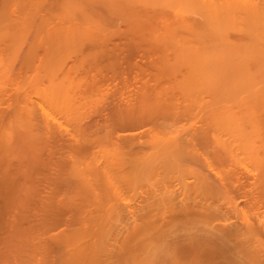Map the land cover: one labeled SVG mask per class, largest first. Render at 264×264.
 I'll return each mask as SVG.
<instances>
[{
  "label": "bare ground",
  "instance_id": "6f19581e",
  "mask_svg": "<svg viewBox=\"0 0 264 264\" xmlns=\"http://www.w3.org/2000/svg\"><path fill=\"white\" fill-rule=\"evenodd\" d=\"M5 1V0H3ZM33 1V0H32ZM2 2V1H0ZM9 2V1H8ZM14 2V1H13ZM12 2V3H13ZM47 2V1H46ZM57 2L58 4V1H55ZM62 2V0H61ZM67 2V0H66ZM4 3V2H3ZM10 3V4H12ZM63 3V2H62ZM65 3V2H64ZM6 4V2H5ZM10 4H8L10 6ZM34 4V3H33ZM49 4V2H48ZM51 4V3H50ZM55 4V3H54ZM69 4V5H68ZM4 5V4H3ZM15 5V4H14ZM18 5V4H17ZM65 5V6H64ZM64 5L61 4V6H63L64 8H62L63 12H62V16H58V17H61V21L63 20V16L65 17L64 19H68V20H74L76 19L77 21H79V19L82 21L85 20V22H83L82 24L86 23V21H88V24L90 22L93 23L91 25H89V28H92V26L94 24H98V27L97 24L94 25V27L92 29H89L88 30V25H85L86 26V29H84V27H82V25L80 26L84 31H86L87 33H90V31L94 29V31H97L96 28H101L99 30V32H104L105 29H102L104 28L105 24H102L101 23V20H103L104 18H101L100 19V14L99 16H97V12H94L93 10V7L94 5H99V6H102L105 10V12L107 13V17H114V16H122L123 18L126 19L127 17V20L130 19V21L133 22L132 19L134 20H138L137 23L141 25L142 22H149V23H152V22H160L162 25H161V32L158 33L160 38H163L164 41H162L163 43H165L164 45H166L168 48L167 50H165L166 48H162V50L164 49L165 50V54L166 51H170L168 54H171L172 56H170L172 59H169L171 60V63H173L174 61L176 62L175 64H177V66L174 64H171L169 65L167 63V65H169V67L172 69H175L177 67V69H175V71H173L175 73V75L177 74L178 75V72H179V79H177V75L175 76L177 81L174 80V82H176L175 84L179 85H175L177 86L178 90L180 93L185 92L186 91V94H188V97L189 94H194V96L192 95L193 98H188L185 94H181L183 96V98L187 99L188 102H186L188 105L186 106H189V108L191 107L190 106V103H194V104H197L198 101L199 102V106L197 105H193L192 104V108L196 107V109L198 107L201 108L200 109H197V110H200L204 113H202L201 115L204 116L202 117V119L208 124H206L203 120V126L202 123H198V125H200V128H203L205 127V125L208 127V128H205L204 131H202V129H196L195 127L193 126H190L189 125H193L192 123L188 124L186 126V129L189 131L191 130V132L195 129V131L192 132V134H195L197 135V140L195 141L194 138L191 140V138L189 136H192L191 135V132L190 133H186L187 131L185 130V132H177L175 133L174 135H172L171 133L169 132H165V129H160V131L158 130H151L152 132H148V133H153L154 134L148 139L149 140H144V142H141L139 143L140 144H144V148L141 147L140 145V148L142 149H147L148 148V151H145L142 152L141 154L139 153H133V157L132 155L129 156V160H131V162L129 163V165H133L131 166V169L134 168L135 169V172L134 173H138L140 172V174H142V170L144 171V174L146 176L147 172H149V178H154L152 180H155V176L153 177V175L158 172L161 174V182H165V180L162 181V177L164 176L163 179H166V177H170V182L169 184L163 186V187H160L158 184V188H157V185H156V188H154L152 185L154 184V181H153V184L152 183V180L149 179L148 180V183L152 186L153 190H150L152 189L151 186L149 187L150 191L149 192H144L142 195L138 193H136V184L139 182L137 181V183H135V189L133 191H130V194H128L125 190L126 188L129 186V184L127 185L126 184V188H124V193L121 192V190H123V185L126 183L123 177V183L121 184L122 186V189L119 185H117L116 181L117 179L113 178L115 177L116 175L114 174L115 171L113 169H115L117 166L114 167V165H120L122 163V166H124V163H125V158H127L129 155V150H127L128 152L126 151H123V148H125L126 150V147L129 146L130 144L128 139H131L132 141V135L130 137H125V136H128L127 134H124L122 136H119L118 138H115L113 139V141H111V138L109 139L111 142V146L115 148H110L109 146V142H106V140L108 139H105V142L108 144L107 147L109 146L108 148V153L109 155L106 153V156L108 155L109 158L111 159L112 157L110 156V153L112 156H115L117 157V161L118 160H121L122 157H124V153L125 152V156L123 158L122 161L118 162L117 164V161L116 163H112L113 164V169L110 171L109 168L111 169V166L112 165H109L108 166V163L107 165L104 167V163H102L100 165V163H96L98 161H95V159H93L94 164L93 166H95L96 164H99L100 165V168L99 166L98 167H94L92 166V164L90 165L91 167L87 168V165H86V169L89 170V172H87L86 174L84 173V170L82 171L81 169L79 170L80 166L83 165L80 163H78V167H74L77 169V171L79 170L80 173H84L83 176H85L87 179L88 176L90 178V175L89 173L91 174L92 172H95V170L97 169V171L95 173H92L97 179V181H99V179H105V181L101 180L100 179V183H103L102 185H97L96 186H92L94 183H98V182H90L91 184H89V179L88 178V182L87 180L84 181L85 179L82 180V178H84L82 175L80 177H82L81 179L79 178V172H77L76 176L78 175V178H77V182L78 181L80 182L79 185H81V183L83 184L82 186H77L76 188L78 189H83L82 191V194L81 190H75L77 191L76 193L78 194H72V199H69V196L70 194L68 195L69 193V190H67V193H65L66 195H68L67 199L64 201V199L61 201L63 203L64 201V205H68V202L71 203L69 205V207H72V211L74 213H72V217L73 219H69V220H72L74 221L73 223V229H70L69 230V233L68 231H66V233H62L63 230L60 232L62 234L63 237H64V241L63 239H60L63 241L62 246L61 247V250L63 249V251H61L60 249L57 250L58 247H56V251L55 253H60V252H57V251H61V255H58L59 256V259L61 260V257L63 256L64 260H65V263H66V260L69 259L68 261V264H210V263H207V262H211L213 261L212 259L214 258L212 255L214 254L215 256L217 255V257L219 256H223L222 258H226L225 261L224 260H216L217 263L218 261H220V264L226 262L228 263V261H231L232 264H243V263H239L237 260H235L234 258H232V255L236 257V254L239 255H242V257L240 258L241 260L243 259L244 257V261L246 264H264V0H74V2H72L71 0L68 1V3H65ZM5 6V5H4ZM37 6V4H36ZM51 6V5H50ZM49 6V7H50ZM2 9L4 7L0 6ZM13 7V6H12ZM48 7V8H49ZM17 8V7H16ZM19 9V8H18ZM36 9V8H35ZM50 9V8H49ZM10 10V9H9ZM24 10V9H23ZM30 10V9H29ZM28 11V10H27ZM37 11V10H36ZM43 11H45V9H43ZM50 11L47 9V12ZM60 11V9H59ZM1 13L4 12L3 10L0 11ZM7 12V11H6ZM11 12V11H10ZM9 12V13H10ZM34 13V11H32ZM53 12V11H52ZM52 12L50 13V16L52 14ZM55 12V11H54ZM53 12V15H55ZM104 12V11H103ZM19 13V12H18ZM21 13V12H20ZM27 14V13H26ZM49 14V13H48ZM57 14V12H56ZM61 14V13H59ZM58 14V15H59ZM65 14V15H63ZM103 14V13H102ZM1 15H4V17L2 19L5 18V15L6 14H1ZM21 15V14H20ZM9 16V15H8ZM27 16V15H26ZM29 16V15H28ZM37 16V15H36ZM42 17H44L43 15H41ZM47 16V15H46ZM57 16V15H56ZM55 16V18H57ZM96 16L98 17V19H96ZM116 16V17H117ZM126 16V17H125ZM25 17V16H24ZM48 17V16H47ZM52 17V16H51ZM105 17V18H107ZM8 18V17H6ZM26 18V17H25ZM41 18V17H40ZM53 18V17H52ZM93 18H95L94 20L96 21V23H94V21H91L93 20ZM122 18V19H123ZM23 19V18H22ZM47 19V18H46ZM45 19V20H46ZM91 19V20H90ZM116 19V18H115ZM114 19V20H115ZM125 19L123 21H125ZM28 20V19H27ZM40 20V19H39ZM56 20V19H55ZM59 20V18L57 19ZM56 20V21H57ZM90 20V21H89ZM2 20H0L1 22ZM23 21V20H22ZM43 21V20H42ZM48 21V20H47ZM51 20H49L50 22ZM53 21V20H52ZM60 21V20H59ZM64 21V20H63ZM75 21V20H74ZM99 21L101 23V25H99ZM107 21V20H105ZM105 21H103V23H106ZM123 21H121L123 23ZM141 23H140V22ZM151 21V22H150ZM4 22V21H3ZM45 22V21H44ZM43 24H47L44 23ZM55 22V21H54ZM111 22V21H109ZM118 22V21H117ZM127 22V21H126ZM146 22V23H147ZM24 23V22H23ZM41 23V22H40ZM66 23V22H65ZM70 23V22H69ZM78 23V22H77ZM81 23V22H80ZM115 23V22H114ZM119 23V22H118ZM128 23H130L128 21ZM145 25H148L146 24ZM53 24V22H52ZM51 23L49 25H52ZM57 24V25H56ZM54 25L58 27V23H56ZM62 24V22H61ZM67 24V23H66ZM107 24V23H106ZM131 24V23H130ZM137 24V25H138ZM143 24V23H142ZM69 25V24H68ZM67 25V27H68ZM79 25V23H78ZM111 25V24H110ZM125 25V24H124ZM133 25V23L131 24ZM136 25V22H134V25H133V28L134 26ZM22 26V25H21ZM36 26V25H35ZM38 26V24H37ZM36 26V27H37ZM42 26V24H41ZM46 26V25H45ZM48 26V25H47ZM55 26V27H56ZM63 28V25H61ZM66 25H64L65 27ZM73 26H76V25H71V27ZM100 26V27H99ZM112 26L114 27V24H112ZM117 26V25H116ZM115 26V27H116ZM123 26V25H121ZM120 26V27H121ZM139 26V25H138ZM23 27V26H22ZM79 27V28H80ZM96 27V28H95ZM107 27V26H106ZM112 27V28H113ZM114 27V28H115ZM127 27V26H126ZM136 27V26H135ZM143 27V26H142ZM140 27V28H142ZM145 27V26H144ZM143 27V28H144ZM54 28V26H53ZM51 28V31L52 29ZM68 29L69 33H65L66 36H69L70 35V31H75V30H78L79 28L78 27H75V28H71V29ZM117 28V27H116ZM138 30L139 27H136ZM15 29V28H14ZM13 29V30H14ZM42 29V28H41ZM56 28H54L55 30ZM64 29V28H63ZM118 30L120 29L119 27L117 28ZM122 29V28H121ZM148 29V28H147ZM146 29V30H147ZM153 28H151L152 30ZM36 30V29H35ZM40 30V29H39ZM50 30V29H49ZM57 30V29H56ZM66 27H65V31H66ZM83 30H78L77 33H81L80 31H83ZM110 30V29H108ZM124 31H126L124 28L122 29ZM140 30V29H139ZM138 32H141V30ZM43 31V30H41ZM40 31V32H41ZM63 30L60 29L59 32H62ZM91 31V33H92ZM114 31V30H113ZM111 31V32H113ZM145 31V30H144ZM149 31V29L147 30ZM146 31V32H147ZM155 31V30H154ZM39 32V33H40ZM48 32V31H47ZM53 32V31H52ZM64 32V31H63ZM76 32V31H75ZM100 32V33H101ZM107 32V30L105 31ZM109 32V31H108ZM122 32V31H120ZM129 32V29L127 32L125 33H128ZM131 32H132V29H131ZM150 32V31H149ZM51 33V32H49ZM55 33V32H54ZM57 33V31H56ZM83 33V32H82ZM81 33V34H82ZM93 33H96L98 34L97 32H93ZM100 33L98 34L100 38ZM110 33V32H109ZM124 33V32H123ZM133 33V32H132ZM137 34V32H135ZM151 33V32H150ZM36 34V33H35ZM44 34H48V33H44ZM60 34V33H59ZM59 34L57 33L56 35L59 36ZM74 33H72V35L70 36H73ZM86 34V33H84ZM106 34V33H105ZM104 34V35H105ZM115 34V33H114ZM117 34V32H116ZM139 34V33H138ZM3 35V34H2ZM93 35V34H92ZM108 35V34H107ZM106 35V36H107ZM132 35V34H131ZM143 35V33L141 34ZM145 35V34H144ZM143 35V38L146 37ZM152 35V33H151ZM40 36V35H39ZM48 36V35H47ZM52 36L54 37V35L52 34ZM50 35V37H52ZM64 35L62 34L61 35V38H65L63 37ZM69 36V37H70ZM75 36V34H74ZM73 36V37H74ZM77 36V35H76ZM80 36V35H78ZM84 36V35H82ZM88 35L84 36L87 38ZM123 36V35H121ZM37 38H40L38 36H36ZM45 38L49 39V37H46L44 35ZM43 37V38H44ZM57 37V36H56ZM55 37V38H56ZM83 37V39H84ZM89 37V36H88ZM105 37V36H104ZM140 37V36H139ZM138 37V38H139ZM35 38V37H34ZM55 38H54V41H55ZM61 38H58L59 41ZM67 38V37H66ZM80 39V37H77V39ZM92 39L93 37H89L87 38L86 40L84 39V41L88 42L87 40L88 39ZM95 38V37H94ZM102 38V37H101ZM109 38H110V34H109ZM142 38V40H143ZM147 38H151L150 36ZM145 38V39H147ZM47 44L49 43V45H53L54 42H48L49 40H47ZM53 39V38H52ZM71 39V37H70ZM70 39L67 38L64 39L66 40V42L68 43V41L70 42ZM73 39V38H72ZM97 39V38H96ZM94 39V40H96ZM113 39V37H112ZM115 39V38H114ZM119 39V38H118ZM141 39V37H140ZM152 39V38H151ZM155 39V38H154ZM158 39V38H157ZM37 40V39H36ZM43 40V39H41ZM40 40V41H41ZM63 40V41H64ZM74 41L76 40V37L75 39H73ZM102 40V39H101ZM106 41L110 40V39H105ZM123 40V39H121ZM120 40V41H121ZM131 40V39H130ZM135 40V39H134ZM141 40V41H142ZM150 40V39H149ZM149 40H148V43H149ZM153 40V39H152ZM39 41V40H38ZM45 41V42H46ZM57 41V40H56ZM58 41V43H60ZM62 41V39H61ZM72 41V40H71ZM73 41V42H74ZM78 41V40H77ZM77 41H75L77 43ZM81 41V39H80ZM84 41L82 40V42L84 43ZM90 41V40H89ZM98 41V39H97ZM111 41V40H110ZM81 42V46H83V43ZM85 42V43H86ZM96 42V41H95ZM100 42V40H99ZM105 42V41H103ZM114 42V40H113ZM111 41V43H113ZM116 42V41H115ZM138 42V40L136 41ZM143 42V41H142ZM154 42V41H153ZM158 42V41H157ZM161 42V39H159V43H162ZM38 43V42H37ZM36 43V44H37ZM57 43V42H56ZM55 43V44H56ZM65 43V42H64ZM67 43H66V47H67ZM76 43L74 44L75 47L76 46ZM91 43V42H90ZM109 43V41H108ZM120 43V42H119ZM139 43V42H138ZM152 43V41H151ZM150 43V44H151ZM42 44V42H41ZM61 44V43H60ZM60 44H57V45H60ZM70 46V43H68ZM89 44V43H88ZM123 44V43H122ZM149 44V45H150ZM62 45V44H61ZM65 45V44H64ZM64 45L62 46L63 48ZM78 47L77 49L80 48V51L82 50V47L80 46V42H78ZM85 45V44H84ZM87 45V44H86ZM92 45V44H91ZM95 45V44H94ZM93 45V46H94ZM101 45V44H99ZM107 45V44H106ZM115 45V44H113ZM119 44H117L118 46ZM137 45V43L135 44ZM148 45V46H149ZM152 45V44H151ZM154 45L156 46L157 43L155 42ZM163 45V44H162ZM14 46V45H13ZM39 46V45H38ZM43 46V44H42ZM71 46H72V42H71ZM80 46V47H79ZM92 46V47H93ZM109 45H107L108 47ZM117 46L115 48H117ZM133 46V45H132ZM139 46V45H138ZM146 45V47H148ZM159 46V45H158ZM165 46V47H166ZM50 47V46H49ZM49 47H47L49 49ZM61 47V48H62ZM104 47V46H103ZM121 47V46H119ZM125 47V45H124ZM137 47V46H136ZM151 49L152 46H149ZM162 47V46H161ZM161 47L159 49H161ZM55 48H56V45H55ZM55 48L53 49L55 51ZM60 49V47H58ZM68 50H75L74 48L71 49V47H67ZM89 48V47H88ZM94 48V47H93ZM114 49H112V51H116ZM126 48V47H125ZM135 48V46H134ZM144 48V46H143ZM142 48V49H143ZM157 48V47H156ZM170 48V49H169ZM58 49V50H59ZM76 49V50H77ZM90 49V48H89ZM104 49V48H102ZM101 49V50H102ZM136 49V48H135ZM146 50V48H144ZM169 49V50H168ZM16 50V48H15ZM51 49L48 50V53L50 52ZM53 50H52V53H53ZM69 50V51H70ZM96 51L94 52L93 50H91L89 53L91 52H94L96 53L98 50L95 49ZM100 50V49H99ZM110 50V49H109ZM128 50V49H127ZM125 50V52L127 51ZM138 50V49H137ZM144 50V51H145ZM154 50V49H153ZM152 50V51H153ZM163 50V51H164ZM172 50V51H171ZM9 51V50H8ZM60 51V50H59ZM59 51L57 52L58 53V56L59 57ZM64 51V50H62ZM67 52V49H66V53H70V52ZM79 50H77V52H73V55L76 54L77 58H78V55L80 52ZM103 51V50H102ZM106 51V50H105ZM111 51V50H110ZM119 51H121L119 49ZM115 52V56H117V53L119 52ZM129 51H131L129 49ZM128 51V52H129ZM148 52V49L146 50ZM145 51V52H146ZM158 51V50H157ZM65 52V51H64ZM104 52V51H103ZM112 52V53H114ZM124 52V51H123ZM136 52V51H135ZM133 52V55L134 53ZM144 52V54H145ZM150 52V51H149ZM148 52V53H149ZM51 53V54H52ZM61 53V52H60ZM65 53V54H66ZM78 53V55H77ZM81 53V52H80ZM87 53V52H86ZM92 53V55L94 54ZM111 53V54H112ZM122 53V52H121ZM147 53V54H148ZM152 53V52H151ZM159 53V52H158ZM174 53V54H172ZM7 54V53H6ZM15 54V53H14ZM18 54V53H17ZM55 54V53H54ZM63 54V52L61 53ZM85 56L84 58H86L87 55H85V53H83ZM99 55V53H97ZM97 54H94L95 56ZM110 54V55H111ZM131 54V52H130ZM129 54V55H130ZM136 54V53H135ZM139 54V53H138ZM156 54V53H155ZM10 55V54H9ZM70 55H72L70 53ZM81 55V54H80ZM91 55V54H90ZM89 55V59H91ZM107 55V54H106ZM109 55V56H110ZM120 55V54H119ZM150 55V54H149ZM162 55V53H161ZM159 55V56H161ZM174 55V56H173ZM1 56V55H0ZM4 56V55H3ZM14 56V55H13ZM12 56V57H13ZM52 56V55H51ZM55 56V57H56ZM67 56V55H66ZM101 56V55H99ZM124 56H125V53H124ZM128 56V55H127ZM136 56V55H135ZM146 56V54H145ZM144 56V57H145ZM157 56V55H155ZM168 56V55H167ZM8 57V56H7ZM32 57V56H31ZM61 57V56H60ZM64 56H62L63 58ZM67 57H70V56H67ZM66 57V58H67ZM97 57V56H96ZM102 59H103V56H101ZM113 57H114V54H113ZM122 57V62H123V55L121 56ZM132 57V56H131ZM163 57V56H162ZM165 57V56H164ZM30 58V56H29ZM52 59H54L53 57H51ZM50 58V61H52ZM62 58H59V60ZM80 58V57H79ZM78 58V61L82 58L79 59ZM83 58V59H84ZM93 58V57H92ZM95 58V57H94ZM109 58V57H108ZM106 58V59H108ZM111 58V57H110ZM130 58V57H129ZM128 58V59H129ZM136 58V57H135ZM150 58V57H149ZM3 59V57L1 58ZM0 59V60H1ZM7 59V58H6ZM9 59H11V57H9ZM69 59V58H68ZM67 59V60H68ZM75 59V58H74ZM117 59V58H115ZM119 59V58H118ZM167 59V58H166ZM49 60V59H48ZM59 60L56 61L59 63ZM65 57H64V62H65ZM87 60V58H86ZM84 59V61H86ZM100 60V57L99 59ZM97 60V61H98ZM104 60V59H103ZM125 60V59H124ZM135 60V59H134ZM141 60V59H140ZM160 60H164L163 58H160ZM173 60V62H172ZM31 61V60H30ZM55 61V60H54ZM89 61V60H88ZM87 61V63H88ZM92 61V59H91ZM105 61V60H104ZM113 61H117V60H114ZM129 61V60H127ZM126 61V62H127ZM131 61V60H130ZM138 61V60H137ZM149 60H146V62H148ZM1 62V61H0ZM4 62V60H3ZM43 62V61H42ZM57 62H52V63H56ZM77 62V61H76ZM82 62V61H81ZM101 62V64H103V62L100 60L99 63ZM111 62V61H110ZM120 62V61H119ZM121 62V63H122ZM125 62V63H126ZM136 62V61H135ZM135 62L133 63L132 62V65H136ZM141 62V61H140ZM150 62V61H149ZM167 62H169L167 60ZM9 63V62H8ZM28 63V62H27ZM48 63V62H47ZM69 63V62H67ZM78 63V62H77ZM94 63V62H93ZM92 63V64H93ZM105 64L108 63V62H104ZM117 63V62H116ZM121 63L119 65H121ZM138 63V62H137ZM152 63V61H151ZM7 64V63H6ZM51 64V62H50ZM97 64V63H95ZM112 65H114V62L111 63ZM163 64H166V62ZM2 64H0L1 66ZM30 65V63H29ZM61 65V61H60V64L57 65V66H60ZM69 65V64H67ZM73 65V64H72ZM77 65V64H76ZM75 65V66H76ZM87 65V64H86ZM90 65V63H89ZM94 65V64H93ZM108 65V64H106ZM105 65V66H106ZM119 65H114L116 68V66H119ZM131 65V64H129ZM132 65H131V68H132ZM152 65V64H151ZM150 65V67H151ZM155 64H153L154 66ZM28 66V65H26ZM53 68L54 67V64L52 65ZM70 66V65H69ZM74 66V67H75ZM82 65L79 64V69H81ZM91 66V65H90ZM104 66V64H103ZM139 66V64H138ZM149 66V65H148ZM152 66V67H153ZM158 66V65H157ZM173 66V67H171ZM185 66V67H184ZM6 67V66H5ZM48 67H50V65H48ZM73 67V68H74ZM92 67V66H91ZM90 67V68H91ZM99 67V66H98ZM101 67V65H100ZM99 67V68H100ZM109 67V66H108ZM107 67V68H108ZM111 67V66H110ZM175 67V68H174ZM1 68V67H0ZM52 68V69H53ZM57 68V67H56ZM89 68V69H90ZM120 68V66H119ZM130 68V67H128ZM136 68V67H135ZM134 68V69H135ZM138 68V67H137ZM3 69V67H2ZM8 69L10 71V67L8 66ZM51 69V72L53 71ZM77 69V68H76ZM75 69V71H76ZM101 69H104V68H101ZM101 69H98L101 71ZM106 69V68H105ZM104 69V71H105ZM111 69H109L110 73H111ZM117 69V68H116ZM133 69V68H132ZM172 69V70H173ZM5 71H7V69H4ZM3 70V72H4ZM97 70V71H98ZM108 70V69H107ZM114 70V69H112ZM123 69H121L120 71H122ZM129 70V69H127ZM155 70V69H154ZM153 70V71H154ZM159 70V68H158ZM171 70V71H172ZM178 72H177V71ZM50 71V70H49ZM55 71V70H54ZM61 71V70H60ZM73 70V72H75ZM94 71H96L94 69ZM96 71V72H97ZM103 71V72H104ZM146 71V70H145ZM149 71V70H147ZM157 71V70H156ZM3 72H0V75L3 73ZM8 72V71H7ZM77 72V71H76ZM114 72V71H113ZM117 72V71H116ZM119 72V71H118ZM144 72V71H143ZM150 72V71H149ZM147 72V73H149ZM31 73V72H30ZM69 73V72H68ZM86 73V72H85ZM105 73H108L105 71ZM115 73V72H114ZM122 73V72H121ZM132 73V72H131ZM129 73V74H131ZM135 73V71H134ZM151 73V72H150ZM163 73H166L163 72ZM7 74V73H6ZM32 74V73H31ZM52 74V73H51ZM75 74V73H74ZM87 74V73H86ZM90 74V73H89ZM94 74V73H93ZM99 74V73H98ZM109 74V73H108ZM106 74V75H108ZM116 74V73H115ZM146 74V73H145ZM170 74V72H169ZM168 74V75H169ZM3 75L5 76V74L3 73ZM28 75V74H27ZM33 75V74H32ZM82 75V74H81ZM96 75V74H95ZM103 75V74H102ZM117 75V74H116ZM153 74H151L152 76ZM4 76H2L4 78ZM8 76V79L10 77V75H6ZM5 76L4 79H6L7 77ZM30 76V75H29ZM78 76V75H77ZM90 76V75H89ZM115 76V75H114ZM137 76V75H136ZM161 76V75H160ZM2 77L0 76L1 80H2ZM118 77V76H117ZM116 77V79H117ZM139 77V76H138ZM147 77V76H146ZM158 77V76H157ZM174 75H173V78L175 79ZM34 78V77H33ZM64 77H62V80H63ZM77 78V77H76ZM86 78V77H85ZM91 78V77H89ZM108 78V77H107ZM120 78V77H119ZM31 79V78H30ZM29 79V80H30ZM57 79V78H56ZM93 79V78H92ZM91 79V80H92ZM97 79V78H96ZM111 79V78H110ZM152 79V78H151ZM163 79V78H162ZM23 80V79H22ZM41 80V79H40ZM60 80V79H59ZM61 80V81H62ZM90 80V81H91ZM136 80V79H135ZM140 80V79H139ZM159 80V79H158ZM5 81V80H4ZM16 81V80H15ZM64 81V80H63ZM82 81V80H81ZM84 81V80H83ZM142 81V80H141ZM150 81V79H149ZM165 81V80H164ZM168 81V84H170L169 80ZM167 81L166 84H167ZM18 82V81H17ZM16 82V83H17ZM24 82V81H23ZM34 82V81H33ZM54 82V81H53ZM57 82V81H56ZM59 82V81H58ZM57 82V84H58ZM69 82V81H68ZM75 82V81H73ZM77 82V81H76ZM79 82V81H78ZM89 82V81H88ZM102 82V80H101ZM116 82V80H115ZM120 82V81H119ZM125 82V81H123ZM122 82V83H123ZM140 83V81H138ZM151 82V81H150ZM160 82V81H159ZM173 82V83H174ZM22 83V82H21ZM30 83V82H29ZM28 83V84H29ZM39 83V82H38ZM106 83V82H105ZM117 83V82H116ZM121 83V82H120ZM119 83V86L121 85ZM172 83V82H171ZM2 84V82H1ZM32 84V82H31ZM52 84V83H51ZM49 87H52L54 84H52ZM69 84V83H68ZM92 84V83H91ZM111 84V83H110ZM113 84V83H112ZM126 84V83H125ZM124 84V85H125ZM128 84V83H127ZM160 84H163L162 82ZM60 85V84H58ZM65 87L62 88L64 89L63 91L64 94L68 92V86L67 84L65 83ZM71 85V84H70ZM69 85V86H70ZM76 85V83H75ZM74 85V87H75ZM96 85L98 86V84L96 83ZM106 85V84H105ZM140 85V84H138ZM147 85V84H146ZM172 85V84H171ZM170 85V86H171ZM27 86V85H26ZM128 86V85H127ZM141 86V85H140ZM152 86V85H151ZM160 86V85H159ZM166 86V85H165ZM3 87V86H2ZM37 87V86H36ZM57 87V85H56ZM57 87V89L59 88ZM73 87V89H74ZM80 87V86H79ZM90 87V86H89ZM92 87V85H91ZM96 87V86H95ZM100 87V86H99ZM111 87V86H110ZM110 87H107V88H110ZM149 87V86H148ZM161 87V86H160ZM158 87V89L160 88ZM173 87V86H172ZM171 87V88H172ZM27 87H25L26 89ZM32 88V87H31ZM67 88V91L66 89ZM76 88V87H75ZM106 88V87H105ZM175 88L173 92H176V89ZM24 89V90H25ZM72 89V88H71ZM84 89V88H83ZM114 89V87H113ZM130 89V88H129ZM141 89V88H140ZM36 90V89H35ZM40 90V89H39ZM45 90V88L43 89ZM43 90H40L41 92ZM47 90V89H46ZM53 90V87L50 88V92ZM60 90V89H59ZM57 91L56 92V89L51 92L55 95H52L54 96V98L49 94V97L48 95L46 96V99L44 100L43 97L42 100L44 102V104L47 103V105H49L48 107L50 108H54L56 111L58 110V106L60 103H58L57 105V102H55V100H58V97L60 99V96L58 92L60 91ZM80 90V88H79ZM91 91V89H89ZM96 90V89H94ZM112 90V89H111ZM124 90H128V87L127 89H124ZM139 90V89H138ZM138 90H135V91H138ZM143 90V88H142ZM155 90V89H154ZM166 90V89H165ZM185 90V91H184ZM2 91V90H1ZM63 91L62 92V95L63 94ZM75 91V89H74ZM87 91V90H86ZM105 91V90H104ZM103 91V92H104ZM115 91V89H114ZM113 91V93H114ZM160 91V90H159ZM4 89H3V93H4ZM7 92V91H6ZM5 92V93H6ZM28 92V91H27ZM38 92V91H37ZM109 92V91H107ZM132 92V90L130 91ZM129 92V93H130ZM140 92V91H139ZM157 92V91H156ZM188 92H192V93H188ZM1 93V92H0ZM5 93L3 95H5ZM23 93V92H22ZM44 93V91H43ZM74 93V92H73ZM81 93V92H80ZM84 93V92H83ZM97 93V92H96ZM112 93V94H113ZM120 93V92H119ZM118 93V94H119ZM127 93V92H126ZM135 93V92H134ZM137 93V92H136ZM143 93V92H142ZM14 94V93H13ZM25 94V93H24ZM41 94V93H40ZM47 94V92H46ZM58 96H57V95ZM65 94V95H66ZM69 94V92H68ZM98 94V93H97ZM103 94V93H102ZM111 94V95H112ZM115 94V93H114ZM114 94L112 96H114ZM123 94V93H122ZM131 94V93H130ZM149 94V93H148ZM153 94V93H152ZM151 94V95H152ZM161 94V93H160ZM166 94V92H165ZM163 94V95H165ZM169 94V92H168ZM172 94V93H171ZM169 94V95H171ZM177 94V92H176ZM175 94V95H176ZM27 95V94H25ZM62 96V99L60 101H62V104L63 108H60L62 111H61V114L64 115V108H66V110L68 109V103H65L67 101H65L66 99V96ZM90 95H91V92H90ZM90 95L88 94L87 95V98L85 99H89L88 96L90 97ZM94 95V94H93ZM100 95V94H99ZM109 95V94H108ZM139 95V94H138ZM143 95V94H141ZM150 95V94H149ZM150 95V96H151ZM185 95V96H184ZM8 96V95H7ZM21 96V94H20ZM56 96V97H55ZM79 96V95H78ZM86 96V94H85ZM110 96V97H112ZM123 96V95H122ZM125 96V95H124ZM133 96V95H132ZM146 96V95H145ZM143 95V97H145ZM153 96V95H152ZM151 96V97H152ZM158 97H160L161 95H157ZM174 96V95H172ZM10 97V96H9ZM16 97V96H15ZM14 97V98H15ZM74 97H75V93H74ZM80 97H82L80 95ZM83 97H84V94H83ZM82 97V98H83ZM99 96H96V98H98ZM102 97V96H100ZM116 97V96H115ZM118 97V96H117ZM126 97V96H125ZM129 97V96H128ZM141 97V96H140ZM139 97V98H140ZM142 97V98H143ZM148 97V96H146ZM162 97V96H161ZM169 97V96H168ZM167 97V98H168ZM203 97V98H202ZM18 98V97H17ZM20 98V97H19ZM24 98V96H23ZM30 98V97H29ZM40 98V97H39ZM64 98V99H63ZM76 98V97H75ZM95 98V97H93ZM109 98V96H108ZM113 98V97H112ZM123 98V97H121ZM127 98V97H126ZM138 98V100H139ZM153 98V97H152ZM157 98V97H156ZM155 98V99H156ZM164 98V96L162 97V99ZM171 98V97H170ZM175 98H177L175 96ZM174 98V99H175ZM196 98H198L199 100H197ZM3 99V98H2ZM5 99V98H4ZM54 99V100H52ZM83 99V100H85ZM117 99V98H116ZM125 99V98H123ZM130 98H128L129 100ZM161 99V98H160ZM192 99H193V102H192ZM202 99V100H201ZM20 100V99H19ZM17 99V101H19ZM50 102H49V101ZM69 100V99H68ZM76 100V99H75ZM82 100V99H81ZM90 100H91V97H90ZM89 100V102L91 103V101ZM93 100V99H92ZM100 101L102 100L101 99H97V101ZM115 100V99H114ZM141 100V98H140ZM146 100V99H145ZM144 100V101H145ZM150 100V99H149ZM159 100V99H158ZM173 100V98H172ZM190 100V101H189ZM195 100H197L196 102H194ZM34 101V100H33ZM46 101V102H45ZM59 101V102H60ZM65 101V102H64ZM88 102V100H86ZM96 101V100H95ZM93 101V102H95ZM96 101V102H97ZM107 101V100H106ZM111 101V100H109ZM113 101V100H112ZM120 101V100H118ZM132 102V100H130ZM134 101V100H133ZM143 101V102H144ZM151 101H154L153 99ZM157 101V100H156ZM176 101V100H175ZM2 102V101H1ZM25 102V101H24ZM27 102V101H26ZM35 102V101H34ZM38 102V101H37ZM36 102V103H37ZM40 102V100H39ZM78 102V101H77ZM84 102V101H83ZM103 102V101H102ZM114 102V101H113ZM123 102V101H122ZM129 102V101H128ZM135 102V101H134ZM160 102V106H163L161 105L162 102H164V99L163 101H159ZM158 102V103H159ZM166 103L164 104H168L167 102V99L165 101ZM178 103L181 102L177 101ZM190 102V103H189ZM4 103V102H3ZM51 105H50V104ZM79 103V102H78ZM101 103V102H100ZM100 103H97L98 105H100ZM112 103V102H111ZM115 103L117 104V101H115ZM127 103V102H126ZM125 103V104H126ZM153 103V102H152ZM177 103V104H178ZM7 104V102H6ZM15 104H18V103H15ZM26 104V103H25ZM81 104V103H79ZM95 105V103H93ZM110 104V103H109ZM115 104V106H116ZM124 104V103H123ZM129 104V103H128ZM128 104H126L128 106ZM135 104V103H134ZM133 104V105H134ZM137 104H138V101H137ZM136 104V105H137ZM140 104V103H139ZM138 104V105H139ZM145 104L147 105L146 101H145ZM149 104V102H148ZM151 104V103H150ZM149 104V105H150ZM155 104V102L153 103ZM157 104V102H156ZM176 104V103H175ZM170 106V108H172L171 110L173 112L176 113V111H179V110H175V109H179V108H176L177 106ZM184 104V105H183ZM183 104L181 103V105L184 107L185 106V101H183ZM7 105H10V104H7ZM27 105V104H26ZM39 105V104H38ZM72 105V104H70ZM83 105H87L86 104H83ZM102 105V104H101ZM106 105V104H105ZM112 105V104H111ZM110 105V106H111ZM136 105H135V108H136ZM141 105V104H140ZM170 105V104H169ZM180 105V106H181ZM16 106V105H15ZM18 106V105H17ZM40 106V105H39ZM37 109H41L40 111L42 112L40 118L37 117L39 116V114H37L35 117L37 118H34V116H32L33 118V125H35L36 123H44L42 124V126L44 125V127L46 128L45 124H47V128L49 127L50 128V125H54L52 124L51 122V117L54 118V115H55V111L54 113L52 112V110L50 109H45L44 110V107L46 108V106L43 107V104H42V108L40 107ZM75 106V105H74ZM74 106H71L72 108ZM82 106V105H81ZM96 106V105H95ZM114 106V104H113ZM151 106V105H150ZM155 106V105H153ZM181 106V107H182ZM28 107V106H27ZM37 107V106H36ZM70 107V109L72 110V108ZM78 107H80V105H78ZM87 107V106H86ZM84 106V108H86ZM91 107V105H90ZM89 107V108H90ZM103 107V106H102ZM121 107V106H120ZM120 107H119V111H120ZM125 107V106H124ZM132 107V106H131ZM141 107V106H140ZM143 107H145L143 105ZM142 107V108H143ZM167 107V109H166ZM164 105V108L165 110L161 109V112L162 114H160V111L158 109H160L159 107V104H158V109H156V107H153L155 108L157 111H155V113H152V114H156L158 111H159V116L163 115L166 113L167 114V111L170 112V114L168 116H174V113L171 114V111L170 109H168L169 107ZM34 108V107H32ZM100 108V107H99ZM123 108V107H122ZM134 108V109H135ZM148 105H147V109H148ZM163 108V107H162ZM173 108H175L173 110ZM31 109V108H30ZM53 109V110H54ZM88 109V108H87ZM95 109V108H93ZM127 109V107H126ZM132 109V108H131ZM133 109V110H134ZM141 109V108H140ZM146 109V107L144 108ZM183 109V108H182ZM195 109V108H194ZM195 109V110H196ZM34 110V109H33ZM38 110V111H39ZM44 110V111H42ZM49 110V111H47ZM75 111H77V109L74 108ZM106 110V109H105ZM115 110H116V107H115ZM118 110V109H117ZM130 110V108L128 109ZM126 110V111H128ZM137 110V109H136ZM181 110V109H180ZM185 111L188 110V107L187 109H184ZM194 110V112H196ZM9 111V110H8ZM16 111V109H15ZM25 111V110H24ZM37 111V112H38ZM74 111V112H75ZM79 111H83V107H82V110L79 109ZM87 111V110H85ZM90 111V110H89ZM96 111V110H95ZM93 110V112H95ZM148 111V110H147ZM196 113L197 114V117H198V114L199 112ZM33 112V111H32ZM40 112V113H41ZM46 115H44V113ZM74 112L72 111V114H74ZM109 112V111H108ZM114 112V110H113ZM124 112L125 111H121ZM120 112V113H121ZM135 112V111H134ZM139 112V111H138ZM165 112V113H164ZM187 112V111H186ZM189 112L191 113V108L189 110ZM22 113H25V112H22ZM27 113V112H26ZM30 113V112H28ZM59 113V112H58ZM80 113V112H79ZM82 113V112H81ZM85 113V112H84ZM100 113V112H99ZM119 113V114H120ZM133 113V112H131ZM136 113V112H135ZM134 113V114H135ZM150 113V117L153 116L151 115ZM182 113V111L180 112H177L175 116H177V114ZM185 113V112H184ZM188 113V114H190ZM201 113V112H200ZM57 114V113H56ZM60 114V113H59ZM67 114V113H66ZM92 114V113H91ZM98 114V113H97ZM122 114V113H121ZM130 114V111L128 113V117L129 116L131 117ZM132 114V116L134 115ZM146 113H144L145 115ZM31 115V113H30ZM33 115V114H32ZM70 115V114H69ZM75 115V114H74ZM94 115V114H93ZM115 115V114H114ZM125 115V114H124ZM123 115V116H124ZM137 116L135 117H132L131 118V122L133 120H136L134 118H139L141 115L140 114H136ZM140 115V116H139ZM143 115L142 119L145 117ZM148 115H149V111L147 113V117H145L144 120H148ZM183 117L186 118L184 115L186 114H183ZM181 115V116H182ZM192 115V114H191ZM200 115V114H199ZM47 116V117H46ZM51 116V117H50ZM62 115H60L61 117ZM72 115H70L71 117ZM78 116H80V114H78ZM89 116V115H88ZM122 116V117H123ZM139 116V117H138ZM157 116V115H156ZM155 116V117H156ZM165 116V115H164ZM179 116V115H178ZM178 116H177V119H178ZM181 116H179L180 120H181ZM12 117V116H11ZM19 116L17 115V118ZM56 117V116H55ZM59 117V116H58ZM66 117V115H65ZM76 117V116H75ZM86 117V116H85ZM116 117V116H115ZM121 117V115H120ZM121 117V118H122ZM163 117V116H162ZM190 117V115H189ZM188 117V118H189ZM14 118V116H13ZM16 118V119H17ZM25 118V117H24ZM28 118V117H27ZM109 118V116H108ZM152 118V117H151ZM154 118V117H153ZM157 118V117H156ZM159 118V117H158ZM165 118V117H164ZM187 118V119H188ZM193 118H196L193 116ZM12 119V118H11ZM77 119V118H76ZM84 119V118H83ZM113 119V118H112ZM115 119V118H114ZM150 119V118H149ZM191 119V118H190ZM6 120V119H4ZM14 120V119H13ZM23 120V118H22ZM53 120V119H52ZM72 120V119H71ZM81 121V119H79ZM103 120V119H102ZM107 120V119H106ZM117 120H119L118 124L119 125H122L120 122L123 123V118L121 120L123 121H120V118L117 119L116 118V122ZM125 120H127L125 118ZM140 120H141V117H140ZM157 120V119H156ZM167 120V118H166ZM169 120V118H168ZM176 120V119H175ZM192 120V119H191ZM190 120V121H191ZM3 121V119H2ZM12 121V120H11ZM29 121V120H28ZM36 121V123L34 122ZM57 121V119H56ZM55 121V122H56ZM66 121V120H64ZM73 121V120H72ZM71 121V122H72ZM75 121V120H74ZM114 122V120H111ZM129 121V120H128ZM128 121H125V122H128ZM154 121V119H153ZM159 121V120H158ZM183 121V119L181 120ZM199 121H201V119L199 118ZM201 121V122H202ZM27 122V121H26ZM25 122V124H26ZM54 122V121H53ZM58 122V121H57ZM112 122V123H113ZM115 122V124H117ZM135 122V121H134ZM136 122H138V120H136ZM157 122V121H156ZM170 123H172L173 121H168ZM185 122V121H184ZM193 122V120H192ZM198 122V121H197ZM3 123V122H2ZM6 123V121H5ZM30 123V122H29ZM63 123V122H62ZM97 123V121H96ZM101 123V122H100ZM103 123V122H102ZM181 123V122H180ZM187 123H188V120H187ZM7 124V123H6ZM12 124V123H11ZM65 124V123H64ZM73 124V123H71ZM78 124V123H77ZM80 124V123H79ZM95 124V122H94ZM105 124V123H104ZM109 124V123H108ZM111 124V123H110ZM125 124V123H124ZM127 124V123H126ZM186 124V122H185ZM196 123H194L195 125ZM205 124V125H204ZM21 125H24L21 124ZM37 125V124H36ZM35 125V126H36ZM59 125V123H56L55 125V128ZM86 125V123H85ZM103 125V124H102ZM114 125V123H113ZM129 125V124H128ZM140 125V124H138ZM137 125V126H138ZM170 124L168 123L167 126H169ZM172 125H174L172 123ZM172 125H170V127L172 128ZM197 125V124H196ZM195 125V126H196ZM32 126V125H30ZM62 126V124L60 125V127ZM83 126V125H82ZM95 126V125H94ZM100 126V125H99ZM124 126V125H122ZM132 126V125H131ZM185 126V125H184ZM18 127H19V124H18ZM37 127V126H36ZM53 129L54 127L51 126ZM65 127V126H64ZM76 127V126H75ZM85 127V126H84ZM90 127V126H89ZM109 127V126H108ZM111 127H113L111 125ZM117 127V126H116ZM115 127V128H116ZM128 127V126H127ZM142 127V126H141ZM174 127V126H173ZM10 127H8L9 129ZM26 128H28V126L26 125ZM25 128V129H26ZM33 128V127H32ZM31 128V129H32ZM73 128V127H71ZM80 128V127H79ZM77 128V129H79ZM95 128V127H94ZM101 128V127H100ZM110 128V127H109ZM118 128V127H117ZM126 128V126L124 127V129ZM153 128V127H152ZM160 128H161V125H160ZM169 128V127H168ZM199 128V127H198ZM43 129V128H42ZM60 129V128H59ZM58 129V130H59ZM81 129V128H80ZM86 129V128H85ZM85 129H82L81 131L83 132V130ZM89 129V128H88ZM93 129V128H92ZM106 129H108L106 127ZM105 129V130H106ZM112 129V128H111ZM110 129V130H111ZM122 129V127H121ZM123 129V130H124ZM148 129V127H147ZM150 129V128H149ZM208 131H207V130ZM24 130V129H23ZM65 130V129H64ZM90 130V129H89ZM99 130V129H98ZM96 129V131H98ZM113 130L116 131V129H114L113 127ZM127 130V129H126ZM168 130V129H167ZM202 131L203 133H198L199 134V137H203V138H200V140H198V134H196L198 131ZM2 131V130H1ZM35 131V130H34ZM45 131H49V130H45ZM55 133L58 132V131H55V129L53 130ZM63 131V129H62ZM104 131V130H103ZM108 131V130H106ZM112 131V133L114 132ZM119 131V130H118ZM118 131H116L117 133H119ZM144 131V130H143ZM149 131V130H148ZM197 131V132H196ZM199 131V132H200ZM207 131V132H206ZM6 132V130H5ZM9 132V131H7ZM61 132V130H60ZM70 132V130H69ZM86 132V131H84ZM89 132V131H88ZM93 132V131H92ZM99 132V131H98ZM97 132V133H98ZM110 132V131H109ZM108 132V134H109ZM122 132V131H121ZM196 132V133H195ZM22 133V132H21ZM31 133V132H30ZM38 133V132H37ZM42 133V132H41ZM50 133V132H49ZM48 133V134H49ZM63 133V132H62ZM62 133L59 134V136H62ZM77 133V132H76ZM79 133V131H78ZM106 132H102L100 134H104ZM123 133V132H122ZM120 133V135L122 134ZM126 133V132H125ZM134 133V132H133ZM146 133V131H145ZM207 134V138L209 140V143L208 145H213V147L215 146V148L217 149L218 148V151L221 152H215L216 153H219L220 155V158L222 159V161H224V158L226 160H228L227 162H224V163H228L229 166L232 165L233 168H236V164H237V168L239 167V169H241V201H242V210H241V224L237 223V224H234L232 223H227V221H225L226 223H222L220 224H217V223H212L214 220L211 218H208V215H209V211L206 212L207 210H209L210 206H211V202H209L210 206L209 208H207V205L206 204V201H208L209 199L205 200L207 197L208 198H212L214 194H212V189L216 192H213L215 193V199H217V197L221 195H223L224 197L226 196V198L228 199L229 201V198L227 195V193H220L221 190H226V186L227 184H224V180L225 183H228L229 182L227 181L228 179L226 178L227 176L225 174H223L222 178L220 179V177L218 178L217 180V176H214L216 178V180H213V178L210 177V175H207L209 172L207 170L208 166L210 165L209 164V161L206 159L207 157H202V160L207 164V166H203V167H207L206 170H207V174L204 173L203 169L201 168V166L198 163H200L199 161V158L197 159L198 161L194 162L191 160L194 152L196 153L198 149H196L198 146L197 145V141H205L204 137V134ZM3 134V133H2ZM23 134V133H22ZM34 134V133H33ZM44 134V133H43ZM43 134L41 137H43ZM67 134V133H66ZM65 134V135H66ZM85 134V133H84ZM132 134V133H130ZM141 134V133H140ZM147 134V133H146ZM184 134L186 135H189L188 137L185 136ZM45 135V134H44ZM50 135H54V134H50ZM56 135H58L56 133ZM68 135V134H67ZM83 135V134H82ZM113 135V134H112ZM135 136H137L136 134H134ZM147 135H151V134H147ZM202 135V136H200ZM10 136V135H9ZM32 136V134H31ZM55 136V135H54ZM70 136V135H69ZM78 136V135H76ZM110 136V135H109ZM24 137V135H23ZM35 137V136H34ZM65 137V136H64ZM89 137V136H88ZM91 137V136H90ZM100 137H103L102 139L104 140V137L106 136H99ZM111 137V136H110ZM125 137V138H124ZM134 137V136H133ZM140 137V136H139ZM142 137V136H141ZM146 137V136H145ZM186 137V139L184 138ZM7 138V137H6ZM32 138V137H31ZM56 138V137H55ZM66 138V137H65ZM144 138V135L143 137ZM141 138V139H142ZM29 139V138H28ZM41 139V138H40ZM50 139V138H49ZM59 139V138H58ZM68 139V138H67ZM81 139H85V136L84 138L82 137ZM80 139V140H81ZM91 139V138H89ZM139 139V138H138ZM140 140H136V139H133V144H134V141L137 142V141H141ZM202 139V140H201ZM204 139V140H203ZM7 140V139H6ZM25 140V139H24ZM53 140V139H52ZM92 140V139H91ZM90 140V141H91ZM95 140V139H94ZM142 140V141H143ZM46 141V140H45ZM62 141V140H61ZM67 141V140H65ZM69 141V140H68ZM211 141V143H210ZM40 142V141H39ZM52 142V141H51ZM54 142H55V139H54ZM58 142V141H57ZM70 142V141H69ZM68 142V144H69ZM87 142V141H86ZM103 142V143H105ZM131 142V144H132ZM1 143V142H0ZM4 143V142H3ZM42 143V141H41ZM67 143V142H65ZM71 143V142H70ZM79 143V141H78ZM84 143V142H83ZM91 143V142H89ZM97 143V142H96ZM138 143H135V144H138ZM146 143V144H145ZM43 144V143H42ZM45 144V143H44ZM82 143H80L79 146H81ZM88 144V143H87ZM94 144V143H93ZM134 144V146L136 147V145ZM205 144V143H204ZM49 145V144H48ZM52 145V144H51ZM50 145V146H51ZM73 144H71L72 146ZM85 145V144H84ZM95 145V144H94ZM145 145L147 146L145 148ZM201 145V143H200ZM54 146V144H53ZM83 146V145H82ZM103 146H106V145H103ZM124 146V147H123ZM126 146V147H125ZM132 148L134 146L130 145ZM138 146V145H137ZM34 147V146H33ZM38 147V146H37ZM106 147V149H107ZM121 149H120V148ZM123 147V148H122ZM130 147V148H131ZM3 148V147H2ZM40 148V147H39ZM210 148V147H209ZM32 149V148H31ZM42 149V148H41ZM45 149V148H43ZM48 149V148H47ZM71 148H69L70 150ZM128 149V147H127ZM139 149V148H138ZM208 149V147H207ZM55 150V149H54ZM72 150V149H71ZM93 150V149H92ZM111 150V151H110ZM122 150V151H120ZM136 150V148H135ZM41 151V150H40ZM39 151V152H40ZM48 152H50V150H47ZM46 151V152H47ZM61 151H63L61 149ZM94 151V150H93ZM105 152V150H103ZM120 155H119V153ZM133 151V150H132ZM142 151V150H141ZM193 151V153H192ZM211 151V149H210ZM53 152V151H52ZM60 152V151H59ZM63 152H66L63 151ZM69 152V151H67ZM74 152V151H73ZM72 152V153H73ZM76 152V151H75ZM74 152V153H75ZM79 152V151H78ZM76 152V153H78ZM97 152V151H96ZM115 152V153H114ZM139 152V151H138ZM213 152V151H212ZM61 153V152H60ZM92 153V152H91ZM128 153V154H127ZM38 154V153H37ZM50 154V153H49ZM71 154V153H70ZM97 154V153H95ZM94 154V155H95ZM116 154V155H115ZM118 154V155H117ZM132 154V153H130ZM146 154V155H145ZM51 155V154H50ZM59 155V154H58ZM74 155V154H73ZM77 155V154H76ZM75 155V156H76ZM94 155L93 158H94ZM101 155V154H100ZM123 155V156H121ZM144 156V157H141V156ZM222 155V156H221ZM42 156V155H41ZM46 156V155H45ZM48 156V155H47ZM61 156V155H60ZM59 156V157H60ZM65 156V155H64ZM68 156V155H67ZM75 156L72 158V161L69 160V159H66V160H69V163L71 161L70 164H72ZM103 156V155H102ZM104 156V157H106ZM107 156V157H108ZM121 156V157H120ZM137 156V157H136ZM140 156V157H139ZM157 156V158L155 159V157ZM200 156V155H199ZM218 156V155H217ZM218 156V157H219ZM227 158H226V157ZM52 157V156H51ZM59 157H58V160H59ZM70 157V156H68ZM91 157V155H90ZM98 157V156H97ZM114 157V158H115ZM213 157V156H212ZM215 157V156H214ZM48 159H50L49 157H47ZM64 157H62L61 160H63ZM67 158V157H66ZM77 158V157H76ZM85 158V156H84ZM109 158H105L106 160ZM113 158V159H114ZM121 158V159H120ZM133 160H132V159ZM149 158V159H148ZM151 158V159H150ZM194 159L195 156H193ZM201 158V157H200ZM40 159V158H39ZM47 159V160H48ZM71 159V158H70ZM103 159V158H102ZM115 159V160H116ZM160 159V161H159ZM231 159V161H230ZM57 160V161H58ZM79 160V159H78ZM90 159H88L89 161ZM104 160V161H106ZM146 160V161H145ZM151 160V161H150ZM225 160V161H226ZM233 160V161H232ZM37 161V160H36ZM46 162V160H44ZM56 161V160H55ZM65 161V160H64ZM91 161V160H90ZM100 161V160H99ZM110 161V160H109ZM136 161V162H135ZM143 161V162H142ZM149 164H148V162ZM217 161V160H216ZM221 161V160H220ZM230 161V162H229ZM41 162V161H40ZM63 162V161H62ZM66 162V161H65ZM127 162V161H126ZM135 162V163H134ZM141 162V163H140ZM146 162V163H145ZM202 162V161H201ZM204 162H202L201 164L203 165ZM234 162V163H232ZM2 163V162H0ZM43 163V161H42ZM51 163V162H50ZM68 163V161H67ZM67 163L66 166L68 165ZM75 163V160L74 162ZM106 163V162H105ZM159 163V164H158ZM220 163V162H219ZM236 163V164H235ZM37 164V163H36ZM41 164V163H40ZM46 164V163H45ZM45 164L42 165V168L46 167L44 166ZM58 164L61 165V162H59ZM57 164V165H58ZM76 164V163H75ZM136 164V165H135ZM204 164V165H206ZM214 164V163H213ZM222 164V163H221ZM227 164V166H228ZM235 167H234V165ZM51 165V164H49ZM56 165V163H55ZM56 165V166H57ZM59 165V166H60ZM89 165V164H88ZM144 165H149V166H145ZM215 165V164H214ZM37 166H41V165H38ZM57 167V169L60 167ZM63 168H64V165H62ZM74 165H72V169L71 171L68 170V174L69 175H65L66 177H62V179L64 178L65 182L68 180L70 181V178H74V168H73ZM136 166V167H135ZM141 166V167H140ZM200 166V168H199ZM241 166V167H240ZM70 167V166H69ZM107 167V168H106ZM119 167V166H118ZM140 167V168H139ZM212 167V165H211ZM9 168V167H8ZM43 168V169H44ZM56 168V167H54ZM62 168V167H61ZM93 168V169H92ZM99 168V169H98ZM105 168V169H104ZM121 168V167H120ZM119 168V169H120ZM123 168V167H122ZM121 168V169H122ZM210 168V167H209ZM42 169V171H44ZM47 168H45L46 170ZM49 169V167H48ZM51 169H53V167L51 166ZM56 170V172H58ZM58 169V170H59ZM85 169V170H86ZM92 171H91V170ZM117 169V168H116ZM120 169V170H121ZM125 169V166L124 168ZM122 169V170H123ZM128 169V167H127ZM137 169H139L137 171ZM213 169V168H211ZM235 169V171H236ZM238 169V170H239ZM40 170V169H39ZM62 170V169H61ZM66 170H67V167H66ZM108 170H109V175H108ZM119 170V171H120ZM141 170V171H140ZM232 170V168H231ZM5 171V170H4ZM64 171H65V168H64ZM91 171V172H90ZM105 171V172H103ZM130 173H133L131 170H129ZM137 171V172H136ZM212 171V170H211ZM216 171V168L215 170H213V172ZM234 171V170H233ZM54 172V170H53ZM60 172V171H59ZM72 172V173H70ZM117 172V171H116ZM123 172V171H122ZM125 172V171H124ZM123 172V173H124ZM146 172V173H145ZM217 172V171H216ZM237 174L240 172L236 171ZM35 173V172H34ZM41 173V172H40ZM45 173V172H44ZM49 175L51 174L50 172H48ZM64 173V172H63ZM62 173V175H63ZM79 173V174H78ZM110 173H113L112 175ZM118 173V172H117ZM126 173V172H125ZM129 173V172H127ZM126 173V175H127ZM223 173V172H222ZM235 173V172H233ZM46 174V173H45ZM57 174V173H56ZM73 174V176H72ZM98 174V175H97ZM101 174V175H100ZM106 174L108 176H106ZM121 174V173H120ZM159 174V175H160ZM219 174V173H218ZM237 174H235V176H237ZM4 175V174H3ZM35 175V174H34ZM60 175L57 174V176ZM93 175H91V177H93ZM150 175H152L150 177ZM158 175V174H157ZM163 175V176H162ZM213 175V174H212ZM215 175V174H214ZM217 175V174H216ZM45 176V175H44ZM61 176V175H60ZM102 176V177H101ZM112 176V177H111ZM122 176V175H121ZM129 176V175H128ZM126 176L129 180L130 178ZM130 176H132L130 174ZM145 176H143L144 180L146 179ZM4 177V176H2ZM8 177V176H7ZM51 177V176H50ZM47 178L48 181L49 179L52 180V177L51 178ZM59 177V176H58ZM120 177V175H119ZM125 177V178H126ZM135 179H138L139 177H136L133 176ZM147 177V176H146ZM45 178V177H44ZM67 178V179H66ZM106 178H108V180L106 181ZM109 178L111 179V182L109 180ZM132 178V179H134ZM45 178V182L47 180ZM54 179V177H53ZM127 179V180H128ZM140 180V182H144V180ZM36 180V179H35ZM56 180H57V177H56ZM55 180V181H56ZM74 180V179H72ZM91 180H94V178H92ZM122 180H120V182H122ZM126 180V181H127ZM1 181V180H0ZM4 179H3V184H4ZM60 180L57 181V183L59 182ZM63 181V180H62ZM95 181V180H94ZM112 181H113V184L114 186L112 185ZM115 181V182H114ZM132 181V180H131ZM130 181V182H131ZM151 181V182H149ZM159 181V180H158ZM158 181H155L156 183ZM53 182V180H52ZM64 182V183H65ZM83 182H87V183H83ZM107 184H106V183ZM110 182V183H109ZM119 182V183H120ZM128 182V181H127ZM129 182V183H130ZM136 182V181H135ZM160 182V181H159ZM56 183V182H55ZM54 183V184H55ZM67 184L65 185H68V182H66ZM72 184L74 183L73 181L71 182ZM74 183V185L76 184ZM116 183V185H115ZM132 183V182H131ZM147 183V184H148ZM155 183V184H156ZM2 184V183H0ZM50 183H48L49 185ZM53 184V183H52ZM137 184V185H138ZM144 184V183H142ZM140 184V185H142ZM154 184V185H155ZM224 184V185H223ZM43 185V184H42ZM41 185V186H42ZM60 185V184H59ZM71 185V184H70ZM78 185V184H76ZM110 185V186H109ZM131 185V184H130ZM133 185V183H132ZM131 185V186H132ZM163 185V184H162ZM161 185V186H162ZM240 185V184H239ZM46 186V185H45ZM69 186V185H68ZM102 186V187H101ZM106 186H109V187H106ZM112 186V187H111ZM131 186H129L131 188ZM220 186H224L223 188H221ZM228 186V185H227ZM231 186V184H230ZM5 187V186H4ZM51 187H53V185H51ZM56 187L57 184H56ZM65 186H63L64 188ZM71 187V186H69ZM116 187V189H114ZM119 187V188H117ZM125 187V185H124ZM134 187V186H132ZM138 187H141V186H138ZM148 187V186H147ZM233 187V186H232ZM238 187V188H239ZM49 188V187H48ZM72 188V187H71ZM74 187V189H76ZM225 188V189H224ZM230 188V187H229ZM239 188V189H240ZM47 189V188H46ZM52 189V191L54 190L53 188H50ZM58 189V188H57ZM60 189H62L60 187ZM66 189V188H65ZM118 189V190H117ZM235 189V188H234ZM49 190V189H48ZM71 190V189H70ZM129 190V189H128ZM231 190V189H230ZM45 191V190H44ZM59 191V190H58ZM61 191V190H60ZM63 191V190H62ZM120 191V192H119ZM140 191V190H139ZM239 191V190H238ZM38 192V191H37ZM54 192V191H53ZM49 193L50 194V197L52 196L51 194H54V193ZM66 192V191H65ZM71 192L73 193V191L71 190ZM70 192V193H71ZM84 192V193H83ZM86 192V193H85ZM235 192V190H234ZM46 195H48L47 191L45 192ZM57 193V191H56ZM54 194L55 196H58L59 194ZM63 193V192H62ZM128 195H127V194ZM132 193V194H131ZM135 196H134V194ZM211 193V194H209ZM229 193V192H228ZM239 193V192H238ZM41 194V193H40ZM64 194V193H63ZM139 194V195H138ZM208 194L210 195V197L208 196ZM11 195V194H10ZM131 195V197H130ZM13 196V195H12ZM39 196V195H38ZM64 196V195H63ZM77 196V197H76ZM11 197V196H10ZM23 197V196H22ZM31 197V196H30ZM49 197V196H48ZM53 197V196H52ZM65 197V196H64ZM71 197V196H70ZM37 198V197H36ZM60 198V196H59ZM76 198V200H75ZM220 198V197H218ZM223 198V197H222ZM40 199V197H39ZM74 199V200H73ZM50 199L47 200V202L49 201ZM52 200V199H51ZM55 200V199H54ZM73 200V201H72ZM211 200V199H210ZM225 200V198H224ZM223 200V201H224ZM236 200V198H235ZM39 201V200H38ZM68 201V202H67ZM233 201V200H232ZM230 200V204L232 202ZM50 202V201H49ZM48 202V204H49ZM54 202V201H53ZM53 202H50L51 204ZM67 202V204H65ZM73 202V203H72ZM234 202V201H233ZM18 203V202H17ZM36 204V203H34ZM213 204V203H212ZM215 204V203H214ZM213 204V205H214ZM223 204V203H222ZM221 204V205H222ZM53 205V204H52ZM63 205V206H64ZM232 205V204H231ZM240 205V204H239ZM13 206V205H12ZM59 206V205H58ZM57 206V207H58ZM62 206V207H63ZM228 206V205H227ZM235 206V205H234ZM15 207V206H14ZM13 207V209H14ZM39 207V206H38ZM54 207H56V205H54ZM56 207V208H57ZM62 207L60 206L61 210H62ZM73 210V208H75ZM205 207H206V211H205ZM212 207V206H211ZM47 208V207H46ZM45 208V209H46ZM63 207V210L67 209ZM222 208V207H221ZM12 209V208H11ZM37 209V207L34 208V210ZM39 209V208H38ZM42 209V208H41ZM48 209V208H47ZM46 209V210H47ZM59 209V208H58ZM218 210L219 211H222V210H219L218 208L215 207V210ZM234 209V207H233ZM233 209H229V210H233ZM6 210V209H5ZM40 210V209H39ZM60 210V211H61ZM71 210V209H70ZM204 210V211H203ZM212 210V208H211ZM214 210V209H213ZM212 210V211H213ZM214 210V211H215ZM33 211V210H32ZM37 211V210H36ZM41 211V210H40ZM39 211V212H40ZM51 211V210H50ZM48 210V212H50ZM66 211H69V210H66ZM240 211V210H238ZM8 211H6V214L8 215L7 213ZM38 213V212H36ZM51 213V212H50ZM61 213H63V211H61ZM60 213V214H61ZM67 213V212H66ZM70 213V211L68 212ZM217 213V212H216ZM220 213V212H219ZM232 213V212H231ZM235 213V212H233ZM52 214V213H51ZM6 215V216H7ZM39 216V214H37ZM47 215H49L47 213ZM233 215V214H232ZM41 216V215H40ZM39 216V217H40ZM221 216V214H220ZM226 216V215H225ZM237 216V215H236ZM8 217V216H7ZM35 217V216H34ZM52 217H53V214H52ZM52 217L51 220H52ZM211 217V216H210ZM213 217V216H212ZM223 217V216H222ZM235 217V216H234ZM36 218H38L36 216ZM41 218V217H40ZM49 218V219H50ZM180 220L179 222H175V221H178V219ZM227 218V217H226ZM57 219V218H56ZM177 219V220H176ZM8 220V219H7ZM41 220V219H40ZM68 220V219H66ZM216 220V219H215ZM220 220V219H219ZM226 220V219H225ZM56 222V220L54 219L53 222ZM182 221V222H181ZM212 221V222H211ZM218 221V220H217ZM37 222V221H36ZM36 222L34 225H36ZM185 223V225H181L182 223ZM208 222L211 223L210 225H208ZM223 222V221H221ZM41 223V222H40ZM47 222H45L46 224ZM48 223H52V222H48ZM59 223V222H57ZM56 223V224H57ZM70 223V222H69ZM186 223H189L190 225H186ZM193 223H196L198 225V223L200 225H195ZM38 224V223H37ZM44 224V222H43ZM44 224V225H45ZM54 224V225H56ZM71 224V223H70ZM179 224V225H177ZM193 224V225H192ZM213 224V225H212ZM43 225V227H45ZM59 225V224H58ZM192 225V226H191ZM204 225L205 227H208L209 231L207 229L204 228ZM208 225V226H207ZM42 227V225H40ZM39 226V227H40ZM51 226V225H49ZM53 226V225H52ZM187 226V227H186ZM190 226V227H189ZM200 226V227H199ZM40 227V228H41ZM42 227V228H43ZM56 227V226H55ZM53 226V228H55ZM193 227V228H192ZM195 227V229H194ZM39 228V229H40ZM48 230H49V227H47ZM46 228V229H47ZM52 228V227H51ZM58 228V227H57ZM38 228H36V231H37ZM38 229V230H39ZM45 229V230H46ZM56 229V228H55ZM192 229V230H191ZM54 230V229H53ZM196 230L199 232L196 233ZM44 231V230H43ZM47 231V230H46ZM51 231V230H50ZM50 231L47 233V234H51ZM57 231V229H56ZM71 231V232H70ZM42 233V232H41ZM46 233V232H45ZM68 233V234H67ZM53 234H55L53 232ZM52 234V235H53ZM43 235V233H42ZM66 235V236H64ZM36 236V235H35ZM46 236V234H45ZM49 237V236H48ZM53 237H57V236H53ZM52 237V239H53ZM61 237V236H60ZM62 237V238H63ZM35 238V237H34ZM58 238V237H57ZM36 239V238H35ZM41 239V238H40ZM51 240V239H50ZM56 240V239H55ZM59 240V241H60ZM54 241V239H53ZM58 241V240H57ZM57 241H54L56 242V244L58 243ZM61 241V242H62ZM37 243V242H36ZM42 243V242H41ZM49 243V242H48ZM47 244V242H46ZM45 244V245H46ZM59 244V243H58ZM60 245V244H59ZM7 246V245H6ZM38 246V245H37ZM51 246V245H50ZM58 246V245H56ZM5 247V246H4ZM41 248V247H39ZM7 249V248H6ZM40 250V249H39ZM49 250V249H48ZM36 251V250H35ZM34 251V252H35ZM42 251V250H40ZM39 251V252H40ZM51 251V250H50ZM5 252V250H4ZM38 253V251H36ZM35 252V253H36ZM47 252V251H46ZM214 252V253H212ZM7 253V252H6ZM49 253V252H48ZM47 253V254H48ZM240 253V254H239ZM5 254V253H4ZM208 254V255H207ZM209 254L213 257H210ZM39 255V254H38ZM42 255V254H41ZM44 255V254H43ZM57 255V254H56ZM66 255H68L69 258L66 257ZM57 256V257H58ZM209 256V257H208ZM230 257L229 259L231 260H228L227 258ZM237 256V257H238ZM6 256H4L5 258ZM44 257V256H43ZM50 257V256H49ZM46 258V257H44ZM208 258H212V259H208ZM43 259V258H42ZM41 259V260H42ZM58 259V258H57ZM56 259V261H57ZM58 259V260H59ZM216 259V258H215ZM218 259V258H217ZM239 261H241L238 258ZM60 260H59V263H60ZM210 260V261H209ZM55 261V262H56ZM71 261V262H70ZM215 261V260H214ZM223 261V262H222ZM38 262V261H37ZM58 262V261H57ZM206 262V263H205ZM222 262V263H221ZM44 263V262H42ZM47 263V261H46ZM64 263V264H65ZM214 264V262H212ZM244 263V264H245ZM45 264V263H44Z\"/></svg>",
  "mask_w": 264,
  "mask_h": 264
},
{
  "label": "rangeland",
  "instance_id": "374dc122",
  "mask_svg": "<svg viewBox=\"0 0 264 264\" xmlns=\"http://www.w3.org/2000/svg\"><path fill=\"white\" fill-rule=\"evenodd\" d=\"M0 1H2V2H0V6H2V7H4L3 9L0 7V11H4V12H0V20H2L1 22H0V59L3 57V59H1L0 61V64H2L0 67V72H3V70L4 69H7V71H5L4 70V74H5V76L6 75H10V77H9V79H8V76H6L7 78L6 79H4L5 78V76L3 75V73L0 75L1 77L2 76H4V78L2 77V80H1V78H0V162H2V163H0V183H2V184H0V264H64L65 263V260H64V258H63V256L61 257V260L59 259V256L58 255H61L60 253H61V251H63V249L61 250V247L60 246H62V244L61 243H63V241H64V237L62 236V235H60V234H62V233H66V231H68V233H69V230L70 229H73V223H74V221H72V220H69V219H73V218H71L72 217V213H74L73 211H72V207L74 206H72V207H69V205L71 204V203H69L68 201V205H64L63 203H64V201L67 199V197H68V195L70 194V196H69V199H72V194H78L79 192H81V194H82V191H83V189L81 188V189H78V188H76L77 186H82L83 184L81 183V185H79V181H78V183H76L77 181V178H78V175L76 176V174H77V172H79L80 173V169L82 170H84V173L86 174L87 172H89V170H87L86 169V165H87V168H88V166H89V168L91 167L90 165L92 164V163H94V162H92V161H94L93 159H95V157H96V159H95V161H97V159H98V161L96 162V163H100V165L102 164V163H104L105 165H104V167L107 165V163H108V166L109 165H112L111 166V169L109 168V170L111 171L115 166H117L115 169H113L114 171H115V175L113 174V173H110L111 175L113 174L115 177H113V178H115V179H117L116 181H118V182H116L117 183V185H119L120 187L122 186L121 184L123 183V180H125V187H124V185L122 186L123 187V190H121V192L122 193H124V188H126L127 186H126V184L128 183L129 184V186H131L132 185V183H133V185L132 186H134V187H132L131 186V188L128 186L127 188H126V192L128 193V194H130V191H133L134 189H135V183H137V181L139 182V184L137 185L136 184V193H138L139 192V194L140 195H142L144 192H149L150 190H153V188H152V186L154 187V188H156V185H157V188L160 186V187H163V186H165V185H167V184H169V182H170V177H166V179H163L164 178V176L162 177V181L163 180H165V182L163 183V182H161V177H159V176H161V174L160 173H156V175L154 174L153 175V177L155 176V180H152V179H154V178H152L151 176L152 175H150V177L151 178H149V172H147V174H146V176H145V174H144V171L142 170V174H140V172H138V173H134L135 172V169L134 168H132L131 169V166H133V165H129V163L131 162V160H129L128 161V159H129V156H131L132 155V157L134 156L133 155V153L135 152H137V153H139V154H141L142 152H144L145 153V151H148V148L147 149H142V148H140V145H141V147H143L144 148V144H140L139 145V143H141V142H144V140H149L148 139V137L150 138L153 134H154V132L153 133H148V132H152L154 129L155 130H158V131H160V129H165V132H169V133H171L172 135H174L175 133H177V132H182L183 130V132H185V130L187 131L186 133L188 134V133H190L191 132V130H187L186 129V126L188 125V124H190V123H192L193 125H189V127L190 126H193V127H197L196 129H202V131H204L205 130V128H208L205 124V127H203V128H200V125H198V123H202V125L201 126H203V119H202V117H204V116H202L203 114L202 113H204V112H202V111H200L201 110V108L200 107H198L197 109H200V110H197L196 109V107H194V108H192V104L193 105H197V106H199L200 104H199V102L200 101H198L197 102V104H194V103H190V108H191V113L189 112V110H190V108H189V106H186V105H188L186 102H188V100L187 99H185V98H183V96L181 95L182 93L183 94H185L187 97H188V94H186V91L185 92H183L182 91V93H180L179 92V90H178V88H177V86H179V85H177V84H175L176 82H174V80H176L177 81V79H179V72H178V75L176 76L175 75V73L173 72V71H175V69H177V64H175L176 62L174 61L173 62V60H172V62L177 66L175 69H171L170 67H169V65H171V64H173V63H171V60H169V59H172L170 56H172L171 54H168L170 51H166V53L167 54H165V50H167V46L166 45H164L165 43H163L162 41H164L163 40V38H160V37H158L159 36V34L158 33H160L161 32V23L160 22H157V21H155V22H152V23H149V22H147V21H145V22H140L141 23V25L140 24H138L137 23V21L138 20H134V19H132L133 20V22L132 21H130V19L131 18H129V20H127V17H126V19L125 18H123L122 16L120 17V16H114V17H107V13L105 12V10H104V8L102 7V6H97V5H94V7H93V10H94V12H97V16H99V14H100V19L101 18H104L103 20H101V23L102 24H105L104 26H102L101 25V23H100V21H99V25H101L102 27H104V28H102V29H105V28H107V29H105L104 30V32H99V30L101 29V28H96V27H98V24L96 23V19H98V17L96 16V19L95 18H93V20H91V21H94V23H96L97 24V26L95 27L96 29H97V31H94V29H93V31H92V33H91V31H90V33H87L86 31H87V29H86V26L85 25H88V30L89 29H92L93 27H94V25H96V24H94L93 26H92V28H89V25H91V24H93V23H91L90 24V22H89V24H88V21H86V23H84V24H82L83 22H85V20L83 21H81L80 19H79V21H77L76 19H74V20H66V19H64L65 17L63 16V20L61 21V17H58V16H62V12H63V10H62V8H64L63 6H61V4L62 5H64L65 3H68V1L69 0H67V2H66V0H62V2H61V0H5V1H3V0H0ZM9 1V2H8ZM14 1V2H13ZM47 1V2H46ZM55 1H58V4H57V2H55ZM72 2H74V0H71ZM76 1V0H75ZM4 2V3H3ZM5 2H6V4H5ZM13 2V3H12ZM48 2H49V4H48ZM65 2V3H64ZM10 3H12V4H10ZM34 3V4H33ZM51 3V4H50ZM55 3V4H54ZM5 6H4V5ZM8 4H10V6L8 5ZM15 4V5H14ZM18 4V5H17ZM36 4H37V6H36ZM51 5V6H50ZM69 5V4H68ZM13 6V7H12ZM50 6V7H49ZM65 6V5H64ZM17 7V8H16ZM50 9H49V8ZM19 8V9H18ZM36 8V9H35ZM10 9V10H9ZM24 9V10H23ZM30 9V10H29ZM43 9H45V11H43ZM47 9L48 10H50V11H48L47 12ZM59 9H60V11H59ZM65 9V8H64ZM28 10V11H27ZM37 10V11H36ZM7 11V12H6ZM11 11V12H10ZM32 11H34V13L32 12ZM54 12V14L55 15H53V12ZM104 11V12H103ZM10 12V13H9ZM19 12V13H18ZM21 12V13H20ZM52 12V14H51V16L53 17H51L50 16V13ZM56 12H57V14H56ZM27 13V14H26ZM49 13V14H48ZM59 13H61V14H59ZM103 13V14H102ZM1 14H6L5 15V18L4 19H2L3 17H4V15H1ZM21 14V15H20ZM59 14V15H58ZM9 15V16H8ZM27 15V16H26ZM29 15V16H28ZM37 15V16H36ZM41 15H45L44 17H42ZM48 17H47V16ZM57 15V16H56ZM63 15H65V14H63ZM26 18H25V17ZM55 16L57 17V18H55ZM6 17H8V18H6ZM41 17V18H40ZM105 17H107V18H105ZM23 18V19H22ZM47 18V19H46ZM59 18V20H57ZM61 18V19H60ZM116 18V19H115ZM123 18V19H122ZM28 19V20H27ZM40 19V20H39ZM46 19V20H45ZM57 21H56V20ZM96 21H95V20ZM115 19V20H114ZM125 19V21H123ZM23 20V21H22ZM43 20V21H42ZM48 20V21H47ZM49 20H51L50 22H49ZM53 20V21H52ZM89 20V21H90ZM105 20H107V21H105ZM4 21V22H3ZM45 21V22H44ZM55 21V22H54ZM103 21H105L106 23H103ZM109 21H111V22H109ZM119 23H118V22ZM121 21H123V23L121 22ZM127 21V22H126ZM128 21L132 24L133 23V25H134V22H136V27H139L138 28V30L140 29L141 30V32H138V30H136L137 28L134 26V28H133V25H131L130 23H128ZM24 22V23H23ZM41 22V23H40ZM43 22L44 23H46L47 22V24H43ZM52 22H53V24H52ZM61 22H62V24H61ZM67 24H66V23ZM70 22V23H69ZM79 23V25H78V23ZM81 22V23H80ZM115 22V23H114ZM147 22V23H146ZM151 22V21H150ZM52 24V25H49V24ZM56 23H58V27L59 28H57V24ZM145 23L146 24H148V25H145ZM37 24H38V26H37ZM41 24H42V26H41ZM54 24H56V25H54ZM69 24V25H68ZM82 25V27H84V29H86V31H84L80 26ZM111 24V25H110ZM112 24H114V27L116 26L117 28L119 27L120 29L118 30L116 27L114 28L113 26H112ZM125 24V25H124ZM139 26H138V25ZM23 27H22V26ZM37 27H36V26ZM48 25V26H47ZM61 25H63V28H61L62 26ZM64 25H66L65 27H66V31H65V27H64ZM67 25H68V27H67ZM71 25H76V26H73V27H71L72 29L73 28H75V27H80L78 30H83V31H80L81 33H77L78 32V30H75V31H70V35H72V33H74L75 34V36H74V34H73V36H70L71 37V39H70V37L69 36H66L65 35V33L67 34V33H69L68 31V29L70 28V26ZM121 25H123V26H121ZM53 26H54V28H56L55 30H54V28H53ZM56 26V27H55ZM107 26V27H106ZM121 26V27H120ZM127 26V27H126ZM144 28H143V27ZM100 27V26H99ZM113 27V28H112ZM140 27H142V28H140ZM15 28V29H14ZM42 28V29H41ZM51 28H53L52 29V31H51ZM70 28V29H71ZM124 28L126 31H124V30H122V29ZM149 29V31L152 33V35H151V33L149 32V31H147L148 29ZM151 28H153L152 30H151ZM14 29V30H13ZM36 29V30H35ZM40 29V30H39ZM50 29V30H49ZM60 29H62L63 31L62 32H59L60 31ZM99 29V30H98ZM108 29H110V30H108ZM128 29H129V32L128 33H125V32H127L128 31ZM131 29H132V32H131ZM147 29V30H146ZM41 30H43V31H41ZM74 30V29H73ZM107 30V32H105ZM114 30V31H113ZM139 30V31H140ZM145 30V31H144ZM155 30V31H154ZM41 31V32H40ZM48 31V32H47ZM56 31H57V33L59 34V36L58 35H56L57 33H56ZM110 33H109V32ZM111 31H113V32H111ZM120 31H122V32H120ZM147 31V32H146ZM40 32V33H39ZM49 32H51V33H49ZM55 32V33H54ZM93 32H97L98 34L100 33V38H98L99 37V35L98 34H96V33H93ZM116 32H117V34H116ZM124 32V33H123ZM135 32H137V34L135 33ZM36 33V34H35ZM44 33H48L47 35L46 34H44ZM84 33H86V34H84ZM106 33V34H105ZM115 33V34H114ZM139 33V34H138ZM143 33V35L144 36H146V37H144L143 38V35H141ZM3 34V35H2ZM52 34L54 35V37L52 36ZM64 35L63 37H65V38H61V35ZM93 34V35H92ZM105 34V35H104ZM108 34V35H107ZM109 34H110V38H109ZM132 34V35H131ZM40 35V36H39ZM44 35L46 36V37H49V39H47V38H45L44 37ZM50 35L52 36V37H50ZM77 35V36H76ZM78 35H80L81 36V41H80V39L78 38L77 39V37H80V36H78ZM82 35H84V36H86V35H88L89 37H93L92 39L90 38V39H88L87 41L88 42H86V41H84V39L86 40L87 38H89L88 36H87V38L86 37H84V36H82ZM107 35V36H106ZM121 35H123V36H121ZM36 36H38V37H40V38H37ZM58 38H61L62 39V41H61V39H60V41H59V39H57V37ZM105 36V37H104ZM141 37V39H140V37ZM147 36L149 37H151V38H147ZM35 37V38H34ZM44 37V38H43ZM56 37V38H55ZM69 38L70 39V42L68 41V43H70V46H68L69 44L66 42V40H67V38ZM75 37H76V40L75 41H77V43L73 40V39H75ZM83 37H84V39H83ZM95 37V38H94ZM102 37V38H101ZM112 37H113V39H112ZM139 37V38H138ZM53 38V39H52ZM54 38H55V41H54ZM73 38V39H72ZM98 39V41H97V39ZM115 38V39H114ZM119 38V39H118ZM142 38H143V40H142ZM145 38H147V39H145ZM155 38V39H154ZM158 38V39H157ZM37 39V40H36ZM41 39H43V40H41ZM46 39L47 40H49L48 42H51V44H52V42H54L53 43V45H49V43L47 44V41H46ZM64 39H66V40H64ZM94 39H96V40H94ZM102 39V40H101ZM105 39H110L112 42H113V40H114V42L113 43H111V41L110 40H108L109 41V43H108V41H106ZM121 39H123V40H121ZM131 39V40H130ZM135 39V40H134ZM159 39H161V42L162 43H159ZM39 40V41H38ZM41 40V41H40ZM57 40V41H56ZM64 40V41H63ZM72 40V41H71ZM82 40L84 41V43L82 42ZM90 40V41H89ZM99 40H100V42H99ZM121 40V41H120ZM138 40V42H136ZM143 42H142V41ZM148 40H149V43H148ZM46 41V42H45ZM58 41L62 44H60V43H58ZM74 41V42H73ZM96 41V42H95ZM103 41H105V42H103ZM116 41V42H115ZM151 41H152V43H151ZM154 41V42H153ZM158 41V42H157ZM38 42V43H37ZM41 42H42V44H43V46H42V44H41ZM57 42V43H56ZM65 42V43H64ZM71 42H72V46H71ZM78 42H80V46L82 45L81 44V42L83 43V46H81L82 47V50L80 51V48L79 49H77V47H78ZM86 42V43H85ZM91 42V43H90ZM120 42V43H119ZM157 43V45L155 46L154 45V43ZM37 43V44H36ZM56 43V44H55ZM66 43H67V47H71V49L72 48H76L77 50H79L80 52H78L79 53V55H78V53H77V55H78V58L80 57V58H82V60L80 59L79 61H78V58H77V56H76V54H74L73 55V52H77V50L75 49V50H68V48L66 47ZM76 43V46L77 47H75V45L74 44ZM89 43V44H88ZM123 43V44H122ZM137 43V45H135ZM152 45H151V44ZM57 44H60V45H57ZM65 44V45H64ZM85 44V45H84ZM87 44V45H86ZM92 44V45H91ZM95 44V45H94ZM99 44H101V45H99ZM109 45L108 47H107V45ZM113 44H115V45H113ZM117 44H119L118 46H117ZM150 44V45H149ZM163 44V45H162ZM14 45V46H13ZM39 45V46H38ZM55 45H56V48H55ZM64 45V47L65 48H63L62 46ZM94 45V46H93ZM124 45H125V47H124ZM133 45V46H132ZM139 45V46H138ZM146 45L148 46H152V48L151 49H149L150 47L148 46V47H146ZM159 45V46H158ZM50 46V47H49ZM79 46V47H80ZM94 48H93V47ZM104 46V47H103ZM117 46V48H115V47ZM119 46H121V47H119ZM134 46H135V48H134ZM137 46V47H136ZM143 46H144V48H146V50L148 49V52L143 48ZM162 46V47H161ZM163 46H164V48H166L164 51L162 50V48H163ZM166 46V47H165ZM47 47H49V49H51L50 50V52L48 53V48ZM58 47H60V49L58 48ZM62 47V48H61ZM90 49H89V48ZM157 47V48H156ZM161 47V49H159ZM15 48H16V50H15ZM55 48V51L53 50ZM102 48H104V49H102ZM115 48V52H117V51H119V49L121 50V51H119L118 53H117V56H115V52L114 51H112V49H114ZM143 48V49H142ZM60 51H59V50ZM66 49H67V52L69 51L72 55H70V53H66ZM95 49H97L98 51L96 52V53H94L96 50ZM100 49V50H99ZM104 51H102V50ZM111 51H110V50ZM128 49V50H127ZM129 49L131 50V51H129ZM138 49V50H137ZM154 49V50H153ZM170 49V48H169ZM168 49V50H169ZM9 50V51H8ZM52 50H53V53H52ZM62 50H64V51H62ZM91 50H93L94 52H91V53H89ZM106 50V51H105ZM125 50H127L126 52H125ZM146 52H145V51ZM153 50V51H152ZM158 50V51H157ZM59 51V57H57L58 56V53L57 52ZM124 51V52H123ZM129 51V52H128ZM136 51V52H135ZM172 51V50H171ZM63 52V54H61V53ZM75 52V53H76ZM87 52V53H86ZM112 52H114V53H112ZM122 52V53H121ZM130 52H131V54H130ZM133 52H135L134 53V55H133ZM144 52H145V54H146V56H145V54H144ZM152 52V53H151ZM159 52V53H158ZM7 53V54H6ZM15 53V54H14ZM18 53V54H17ZM52 53V54H51ZM55 53V54H54ZM66 53V54H65ZM83 53H85V55H87L88 57H89V55H90V57H91V59H92V61H91V59H89L87 56H86V58H87V60H86V58H84L85 56H83L84 54ZM92 53H94V54H97V53H99V55H101V56H103V59L105 60H103L102 59V57L101 56H99L98 54L95 56L94 54L92 55ZM112 53V54H111ZM124 53H125V56H124ZM139 53V54H138ZM148 53V54H147ZM156 53V54H155ZM161 53H162V55H161ZM10 54V55H9ZM81 54V55H80ZM107 54V55H106ZM111 54V55H110ZM113 54H114V57H113ZM120 54V55H119ZM130 54V55H129ZM150 54V55H149ZM172 54H174V53H172ZM4 55V56H3ZM14 55V56H13ZM52 55V56H51ZM57 55V56H56ZM70 56V57H67V56ZM110 55V56H109ZM123 55V58L125 59H123V62H122V56ZM128 55V56H127ZM136 55V56H135ZM155 55H157V56H155ZM159 55H161V56H159ZM168 55V56H167ZM8 56V57H7ZM13 56V57H12ZM29 56H30V58H29ZM32 56V57H31ZM56 56V57H55ZM61 56V57H60ZM62 56H64L65 57V62H64V57L62 58ZM132 56V57H131ZM145 56V57H144ZM163 56V57H162ZM165 56V57H164ZM174 56V55H173ZM9 57H11V59H9ZM51 57H53L54 59H52ZM67 57V58H66ZM93 57V58H92ZM95 57V58H94ZM99 57H100V60L103 62V64H104V66H103V64H101V62L99 63V61L100 60H98L99 59ZM109 57V58H108ZM111 57V58H110ZM130 57V58H129ZM136 57V58H135ZM150 57V58H149ZM7 58V59H6ZM50 58H51V60L52 61H50ZM59 58H62V60L60 59L59 60ZM69 58V59H68ZM75 58V59H74ZM86 60V61H84V59ZM106 58H108V59H106ZM115 58H117V59H115ZM119 58V59H118ZM129 58V59H128ZM160 58H163L164 60H160ZM167 58V59H166ZM49 59V60H48ZM56 59H57V61L59 60V63L56 61ZM68 59V60H67ZM113 59L114 60H117V61H113ZM135 59V60H134ZM141 59V60H140ZM3 60H4V62H3ZM31 60V61H30ZM55 60V61H54ZM89 60V61H88ZM98 60V61H97ZM127 60H129V61H127ZM131 60V61H130ZM138 60V61H137ZM146 60H149L148 62H146ZM167 60L169 61V62H167ZM43 61V62H42ZM60 61H61V65L60 66H57V65H59L60 64ZM78 63H77V62ZM82 61V62H81ZM87 61H88V63H87ZM111 61V62H110ZM120 61V62H119ZM127 61V62H126ZM136 61V62H135ZM141 61V62H140ZM151 61H152V63H151ZM9 62V63H8ZM28 62V63H27ZM48 62V63H47ZM50 62H51V64H50ZM52 62H57L56 63V65H55V63H52ZM67 62H69V63H67ZM94 62V63H93ZM104 62H108V63H106V64H108V65H106ZM112 62H114V65L116 64V65H119L121 62V65H119L120 66V68H119V66H116V68H114L115 66L114 65H112L111 63ZM117 62V63H116ZM126 62V63H125ZM132 62L134 63L135 62V64L136 65H132ZM138 62V63H137ZM163 62L165 63L166 62V64H163ZM7 63V64H6ZM29 63H30V65H29ZM89 63H90V65L92 66H90L89 65ZM94 65H93V64ZM95 63H97V64H95ZM167 63L169 64V65H167ZM54 64V67L55 68H53V65ZM67 64H69V65H67ZM73 64V65H72ZM77 64V65H76ZM79 64L80 65H82V67H81V69H79ZM87 64V65H86ZM129 64H131L132 65V68H131V65H129ZM138 64H139V66H138ZM152 64V65H151ZM153 64H155L154 66H153ZM173 64V65H174ZM26 65H28V66H26ZM48 65H50V67H48ZM76 65V66H75ZM100 65H101V67H100ZM106 65V66H105ZM149 65V66H148ZM150 65H151V67H150ZM158 65V66H157ZM6 66V67H5ZM8 66L10 67V71H9V69H8ZM75 66V67H74ZM100 68H99V67ZM109 66V67H108ZM111 66V67H110ZM153 66V67H152ZM2 67H3V69H2ZM74 67V68H73ZM91 67V68H90ZM108 67V68H107ZM128 67H130V68H128ZM136 67V68H135ZM138 67V68H137ZM171 67H173V66H171ZM185 67V66H184ZM53 68V69H52ZM77 68V69H76ZM90 68V69H89ZM101 68H106L105 69V71L106 72H108V73H105V71H104V69H101ZM110 68H112V69H114V70H112L111 69V73H110V71H109V69ZM135 68V69H134ZM158 68H159V70H158ZM51 69L53 70L52 72H51ZM75 69H76V71H75ZM94 69L97 71L98 69H101V71L100 70H98L97 72L96 71H94ZM108 69V70H107ZM121 69H123L122 71H120ZM127 69H129V70H127ZM155 69V70H154ZM50 70V71H49ZM55 70V71H54ZM61 70V71H60ZM73 70L75 71V72H73ZM146 70V71H145ZM147 70H149V71H147ZM154 70V71H153ZM157 70V71H156ZM172 70V71H171ZM104 71V72H103ZM117 74H115L114 72ZM117 71V72H116ZM119 71V72H118ZM134 71H135V73H134ZM144 71V72H143ZM166 71V73H163V72H165ZM33 74H31V73ZM69 72V73H68ZM87 74H86V73ZM122 72V73H121ZM132 72V73H131ZM147 72H149V73H147ZM169 72H170V74H169ZM7 73V74H6ZM52 73V74H51ZM75 73V74H74ZM90 73V74H89ZM94 73V74H93ZM99 73V74H98ZM129 73H131V74H129ZM146 73V74H145ZM28 74V75H27ZM82 74V75H81ZM96 74V75H95ZM103 74V75H102ZM106 74H108V75H106ZM151 74H153L152 76H151ZM169 74V75H168ZM30 75V76H29ZM78 75V76H77ZM90 75V76H89ZM115 75V76H114ZM137 75V76H136ZM161 75V76H160ZM173 75H174V77L176 76L177 77V79H176V77H175V79L173 78ZM118 76V77H117ZM139 76V77H138ZM147 76V77H146ZM158 76V77H157ZM34 77V78H33ZM62 77H64L63 78V80H62ZM77 77V78H76ZM86 77V78H85ZM89 77H91V78H89ZM108 77V78H107ZM116 77H117V79H116ZM120 77V78H119ZM31 78V79H30ZM57 78V79H56ZM93 78V79H92ZM97 78V79H96ZM111 78V79H110ZM152 78V79H151ZM163 78V79H162ZM23 79V80H22ZM30 79V80H29ZM41 79V80H40ZM60 79V80H59ZM92 79V80H91ZM136 79V80H135ZM140 79V80H139ZM149 79H150V81H149ZM159 79V80H158ZM5 80V81H4ZM16 80V81H15ZM62 80V81H61ZM82 80V81H81ZM84 80V81H83ZM91 80V81H90ZM101 80H102V82H101ZM115 80H116V82H115ZM142 80V81H141ZM167 81V80H169V82H170V84H168V81H167V84H166V82L165 81ZM18 81V82H17ZM24 81V82H23ZM34 81V82H33ZM54 81V82H53ZM58 82V84H60V85H58L57 84V82ZM69 81V82H68ZM73 81H75V82H73ZM77 81V82H76ZM79 81V82H78ZM89 81V82H88ZM121 83H120V82ZM123 81H125V82H123ZM138 81H140V83L138 82ZM160 81V82H159ZM1 82H2V84H1ZM17 82V83H16ZM22 82V83H21ZM30 82V83H29ZM31 82H32V84H31ZM39 82V83H38ZM106 82V83H105ZM123 82V83H122ZM163 83V84H160V83ZM172 82V83H171ZM174 82V83H173ZM29 83V84H28ZM54 84L52 87H53V90L51 91V92H53L55 89H56V92L59 90L60 92H58V93H60L59 94V96H60V99H59V97H58V100H55V102H57V105H58V103H60L59 104V106H58V110L56 111L54 108H50V107H48L49 105H47V103L46 104H44V100L46 99V96L48 95V97H49V94H51L50 95V97L52 96V95H55V94H53V93H51L50 92V88H52V87H49L50 86V84ZM65 83L67 84V88H68V92H69V94H68V92H67V94L65 95L64 94V92L65 91H63L64 89H62V88H64L66 85H65ZM69 83V84H68ZM75 83H76V85H75ZM92 83V84H91ZM96 83L98 84V86L96 85ZM111 83V84H110ZM113 83V84H112ZM119 83L121 84L120 86H119ZM126 83V84H125ZM128 83V84H127ZM51 84V85H52ZM71 84V85H70ZM106 84V85H105ZM125 84V85H124ZM138 84H140V85H138ZM147 84V85H146ZM172 84V85H171ZM177 85V86H175V85ZM27 85V86H26ZM56 85H57V87H59V86H61V87H59L58 89H57V87H56ZM70 85V86H69ZM74 85H75V87H74ZM91 85H92V87H91ZM128 85V86H127ZM152 85V86H151ZM161 87H160V86ZM166 85V86H165ZM171 85V86H170ZM3 86V87H2ZM37 86V87H36ZM80 86V87H79ZM90 86V87H89ZM96 86V87H95ZM100 86V87H99ZM111 86V87H110ZM149 86V87H148ZM173 86V87H172ZM25 87H27L26 89H25ZM32 87V88H31ZM73 87H74V89H75V91H74V89H73ZM106 87V88H105ZM107 87H110V88H107ZM113 87H114V89H115V91H114V89H113ZM127 87H128V90L126 91V90H124V89H127ZM158 87H160L159 89H158ZM172 87V88H171ZM45 88V90H43ZM67 88H65L66 89V91H67ZM72 88V89H71ZM79 88H80V90H79ZM84 88V89H83ZM130 88V89H129ZM141 88V89H140ZM142 88H143V90H142ZM175 88H177L176 89V92H177V94H176V92H173V91H175L174 89ZM3 89H4V91L6 92H4L5 93V95H3L4 93H3ZM25 89V90H24ZM36 89V90H35ZM43 90L44 91V93H43V91L41 92L40 90ZM47 89V90H46ZM89 89H91V91L89 90ZM94 89H96V90H94ZM112 89V90H111ZM139 89V90H138ZM155 89V90H154ZM166 89V90H165ZM2 90V91H1ZM87 90V91H86ZM105 90V91H104ZM132 90V92H130ZM135 90H138V91H135ZM160 90V91H159ZM173 90V91H172ZM28 91V92H27ZM38 91V92H37ZM61 91H63V94L66 96V99H65V101H67V102H65V103H68V109L66 110V108H64L63 110H64V115L63 114H61V109L60 108H63L62 106L64 105L63 103H62V101H60L61 99H62V96H64V95H62V92ZM104 91V92H103ZM107 91H109V92H107ZM113 91H114V93H113ZM140 91V92H139ZM157 91V92H156ZM23 92V93H22ZM46 92H47V94H46ZM75 93V97H74V93ZM81 92V93H80ZM84 92V93H83ZM90 92H91V95H90ZM98 94H97V93ZM120 92V93H119ZM127 92V93H126ZM131 94H130V93ZM135 92V93H134ZM137 92V93H136ZM143 92V93H142ZM165 92H166V94H165ZM168 92H169V94H171V95H169L168 94ZM14 93V94H13ZM27 94V95H25V94ZM41 93V94H40ZM103 93V94H102ZM114 94V96H112L113 94ZM119 93V94H118ZM123 93V94H122ZM151 95L152 93V97L149 95V94ZM161 93V94H160ZM188 93H192V92H188ZM20 94H21V96H20ZM83 94H84V97H83ZM85 94H86V96H85ZM90 95V97H91V100H90V97L88 96V98L89 99H85V98H87V95ZM94 94V95H93ZM100 94V95H99ZM109 94V95H108ZM112 94V95H111ZM139 94V95H138ZM141 94H143L144 96L146 95V96H148V97H143V95H141ZM163 94H165V95H163ZM176 94V95H175ZM8 95V96H7ZM57 95V94H56ZM79 95V96H78ZM80 95L83 97H80ZM123 95V96H122ZM127 97H125V96ZM133 95V96H132ZM157 95H161L162 97L164 96V102H162L163 101V99H162V97L160 96V97H158ZM172 95H174V96H172ZM184 95V96H185ZM192 95L194 96V94H189V96L191 97V98H193L192 97ZM10 96V97H9ZM16 96V97H15ZM23 96H24V98H23ZM58 96V95H57ZM96 96H99L98 98H96ZM100 96H102V97H100ZM108 96H109V98H108ZM110 96H112V97H110ZM116 96V97H115ZM118 96V97H117ZM129 96V97H128ZM141 96V97H140ZM169 96V97H168ZM175 96L177 97V98H175ZM15 97V98H14ZM18 97V98H17ZM20 97V98H19ZM30 97V98H29ZM40 97V98H39ZM42 97H43V99H42ZM49 97V98H50ZM53 98H54V96H52ZM56 97V96H55ZM93 97H95V98H93ZM121 97H123V98H125V99H123V98H121ZM141 98V100H140V98ZM143 97V98H142ZM157 97V98H156ZM168 97V98H167ZM171 97V98H170ZM190 97H188V98H190ZM3 98V99H2ZM5 98V99H4ZM102 98V100H98L97 101V99H101ZM117 98V99H116ZM128 98H130L129 100H128ZM138 98H139V100H138ZM156 98V99H155ZM161 98V99H160ZM172 98H173V100H172ZM175 98V99H174ZM190 98V99H191ZM203 98V97H202ZM17 99L19 100V101H17ZM64 99V98H63ZM69 99V100H68ZM76 99V100H75ZM82 99V100H81ZM83 99H85V100H83ZM93 99V100H92ZM115 99V100H114ZM146 99V100H145ZM150 99V100H149ZM154 100V101H151V100ZM159 99V100H158ZM166 99H167V101H169V102H167L168 104H164V103H166L165 101H166ZM178 99H179V101H181V102H177L178 101ZM197 100H199L198 98H196ZM35 102H34V101ZM39 100H40V102H39ZM43 100V101H42ZM47 100V99H46ZM52 100H54V99H52ZM86 100H88V102L86 101ZM89 100L91 101V103L89 102ZM97 102H96V101ZM107 100V101H106ZM109 100H111V101H109ZM114 102H113V101ZM118 100H120V101H118ZM130 100H132V102L130 101ZM135 102H134V101ZM146 101V103H147V105H148V109H147V105L145 104V101ZM157 100V101H156ZM176 100V101H175ZM197 100H195L194 102H196ZM202 100V99H201ZM2 101V102H1ZM25 101V102H24ZM27 101V102H26ZM38 101V102H37ZM49 101V100H48ZM60 101V102H59ZM79 103H81V104H79ZM84 101V102H83ZM93 101H95V102H93ZM103 101V102H102ZM115 101H117V104L115 103ZM123 101V102H122ZM129 101V102H128ZM137 101H138V104H137ZM144 101V102H143ZM159 101H161L162 103H161V105H163V106H160V102ZM183 101H185V106L183 107L182 105H181V103L183 104ZM190 101V100H189ZM4 102V103H3ZM6 102H7V104H10V105H7L6 104ZM37 102V103H36ZM46 102V101H45ZM50 102V101H49ZM101 102V103H100ZM112 102V103H111ZM127 102V103H126ZM148 102H149V104L151 105H149L148 104ZM155 102V104H153V103ZM156 102H157V104H156ZM159 102V103H158ZM192 102H193V99H192ZM15 103H18V104H15ZM27 105H26V104ZM63 105H62V104ZM87 103V105H83V104H86ZM93 103H95V105L93 104ZM97 103H100V105H98ZM110 103V104H109ZM124 103V104H123ZM128 104V106L126 105V104ZM135 103V104H134ZM178 105H176V104ZM40 106H39V105ZM42 104H43V107L44 106H46V108L44 107V110L45 109H51L52 110V112L54 113V111L57 113H55V115H54V118H52L51 116V122H52V124H54V125H50V128L48 127L47 128V124H45V126H46V128L44 127V125L42 126V124H44V123H42V124H38V123H36V121H34L36 124V126L35 125H33L34 123H33V118H32V116H36L37 114H39V116H37V117H39L40 118V116H41V114H42V112L39 110V109H37L38 108V106H39V108L41 107L42 108ZM50 104V103H49ZM70 104H72V105H70ZM102 104V105H101ZM106 104V105H105ZM112 104V105H111ZM113 104H114V106H113ZM115 104H116V106H115ZM134 104V105H133ZM137 104V105H136ZM158 104H159V107H160V109H158ZM170 104V105H169ZM174 104H175V106H177L176 108H179V109H175V108H173V110L175 109V110H179V111H176V113L177 112H180V111H182V113L183 114H186V115H184L186 118H184L183 117V115H182V113H181V115H180V113H178L177 114V116L179 115V116H181L182 118H181V120L183 119V121H181L180 120V118H179V116H178V119H177V116H175L176 115V113L175 112H173L171 109L172 108H170V106H174ZM16 105V106H15ZM18 105V106H17ZM51 105V104H50ZM75 105V106H74ZM78 105H80V107H78ZM82 105V106H81ZM90 105H91V107H90ZM111 105V106H110ZM135 105H136V108H135ZM143 105L146 107V109H144L145 107H143ZM153 105H155V106H153ZM164 105H165V107L166 106H168L169 108L168 109H170V111H171V114L172 113H174V116H168L169 114H170V112H168V110H166L167 111V114L168 115H166V113L165 114H163L162 116L160 115L159 116V111H160V114H162V112H161V109H162V111H163V109L165 110V108H164ZM182 107H181V106ZM184 105V104H183ZM28 106V107H27ZM37 106V107H36ZM71 106H74L73 108L71 107ZM84 106L86 107V108H84ZM103 106V107H102ZM121 106V107H120ZM125 106V107H124ZM132 106V107H131ZM141 106V107H140ZM172 106V107H173ZM32 107H34V108H32ZM70 107L72 108V110L70 109ZM82 107H83V111H79V109L80 110H82ZM90 107V108H89ZM100 107V108H99ZM115 107H116V110H115ZM119 107H120V111H119ZM123 107V108H122ZM126 107H127V109H126ZM143 107V108H142ZM153 107H156V109H158L159 111L156 113V114H152V113H155V111H157L155 108H153ZM163 107V108H162ZM187 107H188V110H184V109H187ZM31 108V109H30ZM74 108L75 109H77V111H75L74 110ZM88 108V109H87ZM93 108H95V109H93ZM130 108V110H128ZM132 108V109H131ZM135 108V109H134ZM141 108V109H140ZM183 108V109H182ZM15 109H16V111H15ZM34 109V110H33ZM49 109V110H50ZM54 109V110H53ZM106 109V110H105ZM118 109V110H117ZM134 109V110H133ZM137 109V110H136ZM166 109H167V107H166ZM181 109V110H180ZM9 110V111H8ZM25 110V111H24ZM39 110V111H38ZM44 110H42V111H44ZM49 110H47V111H49ZM85 110H87V111H85ZM90 110V111H89ZM93 110L95 111V112H93ZM113 110H114V112H113ZM126 110H128V111H126ZM149 111V115H148V117L150 118H148V120H147V122H146V120H144L145 119V117H147L146 115H147V113H148V111ZM194 110L196 111V112H194ZM33 111V112H32ZM38 111V112H37ZM46 111V110H45ZM44 111V112H45ZM72 111L74 112V114H72ZM109 111V112H108ZM121 111H125L124 112V114H123V112H121ZM129 111H130V114L129 115H131V117L129 116V118H127L128 117V113H129ZM136 113H135V112ZM139 111V112H138ZM198 111H200L199 112V114H198V117H197V114L196 113H198ZM22 112H25V113H22ZM27 112V113H26ZM28 112H30L31 113V115H30V113H28ZM41 112V113H40ZM43 112V113H44ZM50 112V111H49ZM60 114H59V113ZM63 112V111H62ZM80 112V113H79ZM82 112V113H81ZM85 112V113H84ZM100 112V113H99ZM122 114H121V113ZM131 112H133V113H131ZM152 112V113H151ZM185 112V113H184ZM48 113V112H47ZM46 113V114H47ZM67 113V114H66ZM92 113V114H91ZM98 113V114H97ZM120 113V114H119ZM135 113V114H134ZM140 114L139 116L141 117V120H140V117L137 119V118H134V119H136V120H138V122H136V120H133L132 122H131V118L132 117H136L137 115L136 114ZM144 113H146L145 115H144ZM150 113H151V115H153V116H151L150 117ZM188 113H190V114H188ZM33 114V115H32ZM45 113H44V115H46ZM49 114V113H48ZM72 115L71 117H70V115ZM78 114H80V116H78ZM94 114V115H93ZM115 114V115H114ZM132 114H134L133 116H132ZM192 114V115H191ZM202 114V115H201ZM17 115L19 116L18 118H17ZM43 115V114H42ZM60 115H62L61 117H60ZM65 115H66V117H65ZM89 115V116H88ZM120 115H121V117L123 118V120H121L122 118L120 117ZM143 115L145 116L143 119H142V117H143ZM157 115V116H156ZM165 115V116H164ZM173 115V114H172ZM189 115H190V117H189ZM12 116V117H11ZM13 116H14V118H13ZM34 116V118H37V117H35ZM56 116V117H55ZM59 116V117H58ZM76 116V117H75ZM86 116V117H85ZM108 116H109V118H108ZM116 116V117H115ZM157 118H156V117ZM193 116L194 117H196V118H193ZM202 116V117H201ZM25 117V118H24ZM28 117V118H27ZM47 117V116H46ZM154 117V118H153ZM159 117V118H158ZM165 117V118H164ZM189 117V118H188ZM12 118V119H11ZM17 118V119H16ZM22 118H23V120H22ZM77 118V119H76ZM84 118V119H83ZM113 118V119H112ZM115 118V119H114ZM116 118L117 119H119L120 118V121H123V123L122 122H120L122 125H124V126H122V125H119L118 124V122H119V120H117V122L115 121L116 120ZM125 118L127 119V120H125ZM166 118H167V120H166ZM168 118H169V120H168ZM188 118V119H187ZM193 120V122H192V120ZM199 118L201 119V121H199ZM2 119H3V121H2ZM4 119H6V120H4ZM14 119V120H13ZM53 119V120H52ZM56 119H57V121H56ZM73 121H72V120ZM79 119H81V121L79 120ZM103 119V120H102ZM107 119V120H106ZM133 119V118H132ZM153 119H154V121H153ZM157 119V120H156ZM176 119V120H175ZM12 120V121H11ZM29 120V121H28ZM64 120H66V121H64ZM75 120V121H74ZM111 120H114V122L113 121H111ZM129 120V121H128ZM159 120V121H158ZM173 121L172 123L174 124V125H172V123H170V122H168V121ZM187 120H188V123H187ZM191 120V121H190ZM5 121H6V123H5ZM27 121V122H26ZM54 121V122H53ZM56 121V122H55ZM72 121V122H71ZM96 121H97V123H96ZM125 121H128V122H125ZM135 121V122H134ZM157 121V122H156ZM186 122V124H185V122ZM198 121V122H197ZM3 122V123H2ZM25 122H26V124H25ZM30 122V123H29ZM63 122V123H62ZM94 122H95V124H94ZM101 122V123H100ZM103 122V123H102ZM114 123V125H113V123ZM115 122L117 123V124H115ZM181 122V123H180ZM205 122V121H204ZM12 123V124H11ZM24 123V125H21V124H23ZM56 123H59V125L55 128V125H56ZM65 123V124H64ZM71 123H73V124H71ZM78 123V124H77ZM80 123V124H79ZM85 123H86V125H85ZM105 123V124H104ZM109 123V124H108ZM111 123V124H110ZM125 123V124H124ZM127 123V124H126ZM168 123L170 124V125H172V128L170 127V125L169 126H167L168 125ZM194 123H196L195 125H194ZM206 123V122H205ZM18 124H19V127H18ZM62 124V126L60 127V125ZM103 124V125H102ZM129 124V125H128ZM138 124H140V125H138ZM207 124V123H206ZM26 125L28 126V128H26ZM30 125H32V126H30ZM83 125V126H82ZM95 125V126H94ZM100 125V126H99ZM111 125L114 127V129H116V131H118L119 133H117L116 131H114L113 130V127H111ZM132 125V126H131ZM138 125V126H137ZM160 125H161V128H160ZM185 125V126H184ZM208 125V124H207ZM51 126H53L54 128L53 129H51L52 127ZM65 126V127H64ZM76 126V127H75ZM85 126V127H84ZM90 126V127H89ZM110 128H109V127ZM118 128H117V127ZM126 126V128L124 129V127ZM128 126V127H127ZM142 126V127H141ZM174 126V127H173ZM8 127H10L9 129H8ZM33 127V128H32ZM71 127H73V128H71ZM81 129H80V128ZM95 127V128H94ZM101 127V128H100ZM106 127L108 128V129H106ZM116 127V128H115ZM121 127H122V129H121ZM147 127H148V129H147ZM153 127V128H152ZM169 127V128H168ZM199 127V128H198ZM26 128V129H25ZM32 128V129H31ZM43 128V129H42ZM60 128V129H59ZM77 128H79V129H77ZM86 128V129H85ZM90 130H89V129ZM93 128V129H92ZM112 128V129H111ZM150 128V129H149ZM191 128V127H190ZM24 129V130H23ZM49 130L48 132L47 131H45V130ZM55 129V131H58V132H56L58 135H56V133L53 131ZM59 129V130H58ZM62 129H63V131H62ZM65 129V130H64ZM82 129H85V130H83V132L81 131ZM96 129L99 131H96ZM108 130V131H106V130ZM111 129V130H110ZM124 129V130H123ZM127 129V130H126ZM168 129V130H167ZM192 129V128H191ZM2 130V131H1ZM5 130H6V132H5ZM35 130V131H34ZM60 130H61V132H60ZM69 130H70V132H69ZM104 130V131H103ZM144 130V131H143ZM149 130V131H148ZM152 130V131H151ZM154 130V131H155ZM207 130V129H206ZM7 131H9V132H7ZM78 131H79V133H78ZM84 131H86V132H84ZM89 131V132H88ZM93 131V132H92ZM110 131V132H109ZM112 131H114L113 133H112ZM123 133H122V132ZM145 131H146V133L147 134H151V135H147L146 133H145ZM193 131H195V129L193 130ZM192 131V132H193ZM200 131V130H199ZM195 132L196 134H200V133H203L202 131H200V132ZM208 131V130H207ZM206 131V132H207ZM23 134H22V133ZM31 132V133H30ZM38 132V133H37ZM42 132V133H41ZM50 132V133H49ZM63 132V133H62ZM77 132V133H76ZM98 132V133H97ZM102 132H106V133H104V134H100V133H102ZM108 132H109V134H108ZM126 132V133H125ZM134 132V133H133ZM192 132H191V135L192 136H189V135H186V134H184L185 136H189L190 138H191V140L194 138V140L196 141L197 139V135H195V134H192ZM3 133V134H2ZM34 133V134H33ZM45 135H44V134ZM49 133V134H48ZM60 133H62V136H59V134ZM68 135H67V134ZM85 133V134H84ZM120 133H122L121 135H120ZM130 133H132V134H130ZM141 133V134H140ZM31 134H32V136H31ZM42 134H43V137H41L42 136ZM50 134H54V135H50ZM66 134V135H65ZM83 134V135H82ZM113 134V135H112ZM124 134H127L128 136H125ZM134 134H136L137 136H135ZM199 134H198V137H199ZM10 135V136H9ZM23 135H24V137H23ZM70 135V136H69ZM76 135H78V136H76ZM106 136V137H104V140L102 139L103 137H100L99 138V136ZM111 137H110V136ZM122 135H124L125 137H130L131 135H132V141H133V139H136V140H140L142 137H143V135H144V138H142L141 139V141H137V142H135L134 141V144L135 143H138V144H135L136 145V147L134 146V144H133V142L131 141V139H128V140H130L129 141V143L128 144H130V145H132V146H134L133 148L129 145V146H127L128 147V149H127V147H126V150H125V148H123V151H126V152H128L127 150H129L130 149V151H129V155H125V152H123L124 154V157L126 156L127 158H125V159H127V160H125V163H124V166H125V169H123L124 168V166H122V163L120 164V165H116L115 163H116V161H117V157H115V156H112L111 155V153H110V156L112 157L111 159L109 158V151H108V148H109V146H110V148L112 147L111 145V141H113V139H114V137L115 138H118L119 136H122ZM130 135V136H129ZM35 136V137H34ZM66 138H65V137ZM84 136H85V139L83 140V139H81L82 137L84 138ZM89 136V137H88ZM91 136V137H90ZM134 136V137H133ZM140 136V137H139ZM142 136V137H141ZM146 136V137H145ZM200 136H202V135H200ZM204 136H206V137H204V139H205V141H197V145L198 146H196L197 148L196 149H198L197 150V152L195 153L194 152V154H193V156H195V158L196 159H194L193 158V156H192V158H191V160L192 161H194V162H196V161H198L197 159L199 158V161H200V163H198L197 162V164H199L200 166H201V168L203 169V171H204V173L205 174H207V175H210V177L211 178H213V180H216V178H217V180H218V178L220 177V179L222 178V176H223V174H225L224 176L228 179L227 181L229 182V184L228 183H225V181L226 180H224V184H227V185H225L226 187V190L227 191H225V190H221V192L220 193H222V192H224V193H227V194H225V195H227L228 196V198H229V201H228V199L226 198V196L224 197L223 195H221L220 196V194H219V196L218 197H220V198H218L217 197V199H215V198H213V197H215L216 195H215V191L212 189V194H214V195H212L213 197L212 198H206L205 200H207V199H209L208 201H206V204L205 205H207V208H209V206H210V204H211V206H210V208H209V210H207L206 209V207H205V211L206 212H208L209 211V215H208V218H212L214 221L212 222V223H217V224H219V222H220V224H222V223H226L225 221H227L228 220V218H229V220L227 221V223H231V221H232V223H234V224H241V210H242V207H241V205H242V201H241V169H239V167H238V169H236L237 168V164H236V168H233V166L232 165H230L229 166V164H228V166H227V164L226 163H224V162H227L228 160H226L225 158H224V161H222V159L220 158V154L219 153H221V152H219L218 151V148L216 149L215 148V146L213 147V145L214 144H212V145H208V143H209V138L208 139H206L207 138V134L205 133L204 134ZM7 137V138H6ZM32 137V138H31ZM56 137V138H55ZM107 137H108V139H107ZM112 137H113V139H112ZM123 137V136H122ZM124 137V138H125ZM29 138V139H28ZM41 138V139H40ZM50 138V139H49ZM59 138V139H58ZM68 138V139H67ZM89 138H91V139H89ZM111 138V141L109 140ZM139 138V139H138ZM185 139H186V137H184ZM200 138H203V137H199L198 138V140H200ZM7 139V140H6ZM25 139V140H24ZM53 139V140H52ZM54 139H55V142H54ZM81 139V140H80ZM95 139V140H94ZM105 139H107L106 140V142H109L108 144H109V146L107 147V143L105 142ZM144 139V140H143ZM203 139V140H204ZM46 140V141H45ZM62 140V141H61ZM65 140H67V141H65ZM71 142H69V141ZM91 140V141H90ZM115 140V139H114ZM143 140V141H142ZM202 140V139H201ZM208 141V143H207V141ZM40 141V142H39ZM41 141H42V143H41ZM52 141V142H51ZM58 141V142H57ZM78 141H79V143H78ZM87 141V142H86ZM4 142V143H3ZM65 142H67V143H65ZM68 142H69V144H68ZM84 142V143H83ZM89 142H91V143H89ZM97 142V143H96ZM103 142H105V143H103ZM111 142V143H110ZM131 142H132V144H131ZM45 143V144H44ZM80 143H82L81 144V146H79L80 145ZM88 143V144H87ZM95 145H94V144ZM200 143H201V145H200ZM205 143V144H204ZM210 143H211V141H210ZM49 144V145H48ZM52 144V145H51ZM53 144H54V146H53ZM71 144H73L72 146H71ZM85 144V145H84ZM146 144V143H145ZM51 145V146H50ZM83 145V146H82ZM103 145H106V146H103ZM138 145V146H137ZM34 146V147H33ZM38 146V147H37ZM3 147V148H2ZM40 147V148H39ZM106 147H107V149H106ZM131 147V148H130ZM147 146L145 145V148H146ZM207 147H208V149H207ZM210 147V148H209ZM32 148V149H31ZM42 148V149H41ZM43 148H45V149H43ZM48 148V149H47ZM69 148H71L70 150H69ZM109 148V149H110ZM112 148H114V146L112 147ZM112 148H111V150H112ZM116 148V147H115ZM115 148H114V150H115ZM120 148V147H119ZM135 148H136V150H135ZM139 148V149H138ZM55 149V150H54ZM61 149L63 150V151H65L66 150V152H63V151H61ZM94 151H93V150ZM117 149V148H116ZM121 149V148H120ZM210 149H211V151H210ZM41 150V151H40ZM47 150H50V152H48ZM103 150H105V152L103 151ZM108 152H107V151ZM110 150V151H111ZM133 150V151H132ZM142 150V151H141ZM215 150H216V152H219V153H216L215 152ZM40 151V152H39ZM47 151V152H46ZM53 151V152H52ZM61 153H60V152ZM67 151H69V152H67ZM76 151V152H78V153H74V152ZM97 151V152H96ZM120 151H122V150H120ZM139 151V152H138ZM213 151V152H212ZM73 152V153H72ZM92 152V153H91ZM38 153V154H37ZM51 155H50V154ZM71 153V154H70ZM95 153H97V154H95ZM106 153L108 154L107 156H106ZM115 153V152H114ZM118 153H119V151H118ZM130 153H132V154H130ZM134 153V154H135ZM136 153V154H137ZM192 153H193V151H192ZM59 154V155H58ZM74 154V155H73ZM77 154V155H76ZM95 154V155H94ZM101 154V155H100ZM128 154V153H127ZM135 154V155H136ZM143 154V153H142ZM42 155V156H41ZM46 155V156H45ZM48 155V156H47ZM61 155V156H60ZM65 155V156H64ZM70 156V157H68V156ZM76 155V156H75ZM90 155H91V157H90ZM92 155H94V158H93V156ZM103 155V156H102ZM116 155V154H115ZM118 155V154H117ZM119 155H120V153H119ZM123 155H121V156H123ZM146 155V154H145ZM200 155V156H199ZM219 157H218V156ZM52 156V157H51ZM60 156V157H59ZM75 156V158H74V160H75V163H73L74 162V160H73V162H72V164H70L71 163V161H72V158ZM84 156H85V158H84ZM98 156V157H97ZM104 156H106V157H104ZM120 156V157H121ZM207 157L206 159L209 161V166H208V168L207 167H203V166H207V164L202 160V157ZM213 156V157H212ZM215 156V157H214ZM222 156V155H221ZM47 157H49L50 159H48ZM58 157H59V160H58ZM62 157H64L63 158V160H61L62 159ZM67 157V158H66ZM77 157V158H76ZM115 157V158H114ZM124 157H122V159L121 160H118L117 161V164H118V162H120V161H122L123 160V158ZM137 157V156H136ZM140 157V156H139ZM141 157H144L143 155L141 156ZM201 157V158H200ZM203 157V158H204ZM226 157V156H225ZM40 158V159H39ZM61 158V159H60ZM71 158V159H70ZM103 158V159H102ZM105 158H109V160L107 159H105ZM114 158V159H113ZM157 158V156L155 157V159ZM227 158V157H226ZM48 159V160H47ZM66 159H69V160H71L70 161V163H69V160H66ZM79 159V160H78ZM88 159H90L89 161H88ZM116 159V160H115ZM132 159V158H131ZM134 159V158H133ZM132 159V160H133ZM149 159V158H148ZM151 159V158H150ZM37 160V161H36ZM44 160H46V162L44 161ZM56 160V161H55ZM58 160V161H57ZM66 162H65V161ZM100 160V161H99ZM104 160H106V161H104ZM135 160V159H134ZM217 160V161H216ZM221 160V161H220ZM226 160V161H225ZM41 161V162H40ZM42 161H43V163H42ZM63 161V162H62ZM67 161H68V163H67ZM124 161V160H123ZM127 161V162H126ZM146 161V160H145ZM151 161V160H150ZM159 161H160V159H159ZM204 162V164H206V165H202L201 163L202 162ZM230 161H231V159H230ZM229 161V162H230ZM233 161V160H232ZM51 162V163H50ZM59 162H61V165L60 164H58ZM80 163V165L81 164H83V165H81L80 166V168H79V170L77 171V169L76 168H74L75 166L76 167H78V163ZM92 162V163H91ZM106 162V163H105ZM136 162V161H135ZM134 162V163H135ZM143 162V161H142ZM148 162V161H147ZM220 162V163H219ZM38 165H41V166H37V164ZM41 163V164H40ZM46 163V164H45ZM55 163H56V165H55ZM65 163H67L68 165L66 166V164ZM112 163H114L115 165H114V167H113V164ZM132 163V162H131ZM141 163V162H140ZM146 163V162H145ZM215 165H214V164ZM222 163V164H221ZM232 163H234V162H232ZM43 164H45L44 166H46L45 168H47L46 170H45V168L43 169L42 168V165ZM49 164H51V165H49ZM86 164V165H85ZM89 164V165H88ZM95 164V163H94ZM94 164H92V166L94 165ZM148 164H149V162H148ZM159 164V163H158ZM60 165V166H59ZM62 165H64V168H65V171H64V168H63V166ZM72 165H74L73 166V170H74V178H72V179H74V180H72L71 178H70V181H66V182H68V185L69 186H71V187H69L68 185H65V184H67L66 182H65V180H64V178L67 176V175H69L68 174V170H70L71 171V169H72ZM100 165L99 164H96L95 166L96 167H98L99 166V168H100ZM136 165V164H135ZM211 165H212V167H211ZM234 165V164H233ZM51 166L53 167V169H51ZM60 167V169L58 170L57 169V167ZM70 166V167H69ZM95 166H93V168L95 167ZM119 166V167H118ZM145 166H149V165H144V167ZM200 166H199V168H200ZM9 167V168H8ZM48 167H49V169H48ZM54 167H56V168H54ZM62 167V168H61ZM66 167H67V170H66ZM95 167V168H96ZM113 167V168H112ZM123 169H121V168ZM127 167H128V169H127ZM136 167V166H135ZM141 167V166H140ZM139 167V168H140ZM210 167V168H209ZM234 167H235V165H234ZM241 167V166H240ZM69 168H71V169H69ZM92 168V169H93ZM94 168V169H95ZM98 168V169H99ZM107 168V167H106ZM121 170H120V169ZM206 168H207V170L209 171V172H207V170H206ZM211 168H213V169H211ZM215 168H216V171H214L213 172V170H215ZM231 168H232V170H231ZM40 169V170H39ZM42 169L44 170V171H42ZM55 169H57V171L58 172H56V170ZM62 169V170H61ZM86 169V170H85ZM101 169V168H100ZM105 169V168H104ZM235 169H236V171H240L238 174H237V172L235 171ZM5 170V171H4ZM53 170H54V172H53ZM82 170V171H83ZM91 170V169H90ZM109 170H108V175H109ZM120 170V171H119ZM129 170H131L133 173H130V171ZM139 169H137V171H138ZM212 170V171H211ZM234 170V171H233ZM60 171V172H59ZM92 171V170H91ZM90 171V172H91ZM97 171V169L95 170V172ZM125 171L126 173L127 172H129V173H127V175H126V173L123 172ZM136 171V172H137ZM141 171V170H140ZM35 172V173H34ZM41 172V173H40ZM46 174H45V173ZM48 172H50L51 174L49 175V173ZM64 172V173H63ZM95 172H92V173H95ZM103 172H105V171H103ZM207 172V173H206ZM223 172V173H222ZM233 172H235V173H233ZM59 174L60 173V175H58L57 176V174ZM62 173H63V175H62ZM70 173H72V172H70ZM78 173V174H79ZM84 173L82 172V173H80L79 174V178L81 179L82 177H80L81 175L83 176L84 175ZM90 174L89 173V175H90V178L92 179V178H94V180H91L90 178H89V176H88V178L90 179L89 180V184H91L90 182H98V183H94L93 184V182H92V186H96V184L97 185H99V183H100V179H99V181H97V179L99 178H96L93 174ZM106 173V172H105ZM121 173V174H120ZM146 173V172H145ZM219 173V174H218ZM4 174V175H3ZM35 174V175H34ZM66 176H65V175ZM88 174V173H87ZM96 174V173H95ZM130 174L132 175V176H130ZM158 174V175H157ZM160 174V175H159ZM213 174V175H212ZM215 174V175H214ZM217 174V175H216ZM235 174H237V176H235ZM45 175V176H44ZM91 175H93V177H91ZM98 175V174H97ZM101 175V174H100ZM107 174H106V176H108ZM119 175H120V177H119ZM122 175V176H121ZM129 175V176H128ZM136 175H137V177H139L138 179H135L133 176H135L136 177ZM2 176H4V177H2ZM8 176V177H7ZM52 177V180H53V182H52V180H50L49 179V181H48V179L47 178H49V177ZM72 176H73V174H72ZM126 176H128L129 178H130V180L126 177ZM143 176H145V180L143 179L144 177ZM214 176H217L216 178L214 177ZM219 176V177H218ZM224 176H223V178H224ZM47 179L46 180V182L44 181L45 180V178ZM50 177V178H51ZM53 177H54V179H53ZM56 177H57V180H56ZM62 177H64L63 179H62ZM84 178H82V180L83 179H85L86 177L85 176H83ZM102 177V176H101ZM112 177V176H111ZM123 177H124V179H123ZM126 177V178H125ZM136 177V178H137ZM88 178L87 179H85L84 181H86L87 180V182H88ZM132 178H134V179H132ZM151 179L152 180V183L151 184H153V181H154V184L156 183L155 181H158L155 185L153 184L152 186L148 183V180L149 179ZM3 179L5 180L4 181V184H3ZM36 179V180H35ZM67 179V178H66ZM112 179V178H111ZM111 179L109 178V180H110V182H111ZM123 179V180H122ZM128 179V180H127ZM144 180V182H140V180ZM56 180V181H55ZM58 180H60L58 183H57V181ZM63 180V181H62ZM102 181L104 180L105 181V179H101ZM108 180V178H106V181ZM120 180H122V182H120ZM128 182H127V181ZM132 180V181H131ZM74 182V183H76V184H78V185H74V183L72 184L71 182ZM132 183H131V182ZM136 181V182H135ZM172 181V180H171ZM56 182V183H55ZM65 182V183H64ZM87 182H83V183H87ZM109 182V183H110ZM115 182V181H114ZM120 182V183H119ZM130 182V183H129ZM149 182H151V181H149ZM48 183H50L49 185H48ZM53 183V184H52ZM55 183V184H54ZM106 183V182H105ZM108 183V182H107ZM106 183V184H107ZM116 183H115V185H116ZM142 183H144V184H142ZM148 183V184H147ZM43 184V185H42ZM56 184H57V186L58 187H56ZM60 184V185H59ZM71 184V185H70ZM88 184V183H87ZM103 183H100V185H102ZM127 184V185H128ZM131 184V185H130ZM140 184H142V185H140ZM158 184H160L159 186H158ZM163 184V185H162ZM223 184V185H224ZM230 184H231V186H230ZM240 184V185H239ZM42 185V186H41ZM46 185V186H45ZM51 185H53V187H51ZM99 185V186H100ZM112 185L114 186V184H113V181H112ZM162 185V186H161ZM5 186V187H4ZM63 186H65L64 188H63ZM103 186V185H102ZM101 186V187H102ZM110 186V185H109ZM109 186H106V187H109ZM138 186H141V187H138ZM148 186V187H147ZM151 186V188L152 189H150L149 187ZM233 186V187H232ZM240 186V187H239ZM49 187V188H48ZM60 187L62 188V189H60ZM74 187L76 188V189H74ZM83 187V186H82ZM112 187V186H111ZM122 187H121V189H122ZM221 188H223L224 186H220ZM230 187V188H229ZM240 189H239V188ZM47 188V189H46ZM50 188H53L54 190V192L52 191V189H50ZM58 188V189H57ZM66 188V189H65ZM117 188H119V187H117ZM224 188V189H225ZM235 188V189H234ZM49 189V190H48ZM73 191V193L71 192V190ZM114 189H116V187L114 188ZM129 189V190H128ZM133 189V190H132ZM150 189V190H149ZM231 189V190H230ZM45 190V191H44ZM59 190V191H58ZM61 190V191H60ZM63 190V191H62ZM67 190H69V193H68V195H66L65 193H67ZM75 190H81V191H79L78 193H76L77 191H75ZM118 190V189H117ZM140 190V191H139ZM149 190V191H148ZM234 190H235V192H234ZM239 190V191H238ZM38 191V192H37ZM47 191V193H48V195H46V192ZM56 191H57V193H56ZM66 191V192H65ZM56 193V194H59L58 196H55L54 194H51L52 196L50 197V194L49 193ZM64 194H63V193ZM71 192V193H70ZM120 192V191H119ZM133 192H135V191H133ZM213 192H215V193H213ZM229 192V193H228ZM239 192V193H238ZM41 193V194H40ZM84 193V192H83ZM86 193V192H85ZM126 193V194H127ZM224 193H222V194H224ZM11 194V195H10ZM127 194V195H128ZM132 194V193H131ZM134 194V193H133ZM138 194V195H139ZM209 194H211V193H209ZM208 194V196L210 197V195ZM13 195V196H12ZM39 195V196H38ZM65 197H64V196ZM11 196V197H10ZM23 196V197H22ZM31 196V197H30ZM49 196V197H48ZM59 196H60V198H59ZM134 196H135V194H134ZM37 197V198H36ZM39 197H40V199H39ZM77 197V196H76ZM130 197H131V195H130ZM223 197V198H222ZM64 198H66V199H64ZM224 198H225V200H224ZM235 198H236V200H235ZM48 199H50L49 201L50 202H53L52 204L49 202V204H48V202H47V200ZM52 199V200H51ZM55 199V200H54ZM64 199V201H63V203L61 202L62 200ZM211 199V200H210ZM39 200V201H38ZM61 200V201H60ZM74 200V199H73ZM72 200V201H73ZM75 200H76V198H75ZM224 200V201H223ZM230 200L232 201L231 202V204L229 203L230 202ZM18 202V203H17ZM67 202L65 203V204H67ZM209 202H211L210 204H209ZM34 203H36V204H34ZM73 203V202H72ZM214 205H213V204ZM223 203V204H222ZM222 204V205H221ZM240 204V205H239ZM13 205V206H12ZM54 205H56V207H54ZM64 205V206H63ZM228 205V206H227ZM235 205V206H234ZM15 206V207H14ZM39 206V207H38ZM60 206L62 207H65V208H67V209H65V210H63V207H62V210H61V208H60ZM71 206V205H70ZM13 207H14V209H13ZM35 207H37V209H35L34 210V208ZM48 209H47V208ZM215 207L216 208H218L219 210H222V211H219L218 212V210L216 209L215 210ZM222 207V208H221ZM233 207H234V209H233ZM12 208V209H11ZM41 210H39V209ZM42 208V209H41ZM47 210H46V209ZM59 208V209H58ZM211 208H212V210H211ZM6 209V210H5ZM71 209V210H70ZM74 209H76V207L75 208H73V210ZM229 209H233V210H229ZM33 210V211H32ZM37 210V211H36ZM48 210L53 214V217H52V214L50 213V212H48ZM63 211V213H61V211ZM66 210H69L70 211V213H68L69 211H66ZM238 210H240V211H238ZM6 211H8L7 213H8V215L6 214ZM40 211V212H39ZM204 211V210H203ZM36 212H38V213H36ZM67 212V213H66ZM217 212V213H216ZM232 212V213H231ZM233 212H235V213H233ZM47 213L49 214V215H47ZM61 213V214H60ZM37 214H39V216L41 217H39ZM220 214H221V216H220ZM233 214V215H232ZM8 217H7V216ZM226 215V216H225ZM237 215V216H236ZM35 216V217H34ZM36 216L38 217V218H36ZM74 216V215H73ZM211 216V217H210ZM213 216V217H212ZM223 216V217H222ZM235 216V217H234ZM50 217H52V220H51V218ZM227 217V218H226ZM50 218V219H49ZM57 218V219H56ZM8 219V220H7ZM41 219V220H40ZM56 220V222L54 221L53 222V220ZM66 219H68V220H66ZM178 219V218H177ZM176 219V220H177ZM216 219V220H215ZM220 219V220H219ZM226 219V220H225ZM218 220V221H217ZM37 221V222H36ZM180 220L178 219V221H175V222H179ZM221 221H223V222H221ZM35 222H36V225H34L35 224ZM41 222V223H40ZM43 222H44V224H45V222H47L45 225L43 224ZM48 222H52L51 224L50 223H48ZM57 222H59V223H57ZM71 224H70V223ZM182 222V221H181ZM235 222H237V223H235ZM38 223V224H37ZM57 223V224H56ZM180 223V222H179ZM54 224H56V225H54ZM59 224V225H58ZM190 225L189 223H186V225ZM193 224H195V225H197L196 223H193ZM192 224V225H193ZM211 223H209L208 222V225H210ZM40 225H42V227H43V225L45 226V227H41ZM49 225H51V226H49ZM57 229V231H56V229L55 228H53V226ZM74 225H75V223H74ZM177 225H179V224H177ZM181 225H185V223L183 222ZM187 225V226H188ZM191 225V226H192ZM198 225H200L199 223H198ZM197 225V226H198ZM207 225V226H208ZM213 225V224H212ZM41 228H40V227ZM73 226V227H72ZM186 226V227H187ZM47 227H49V230H48V228ZM52 227V228H51ZM58 227V228H57ZM190 227V226H189ZM200 227V226H199ZM36 228H40L39 230L37 229V231H36ZM47 228V229H46ZM193 228V227H192ZM204 228L205 229H209L208 227H205V225H204ZM47 231H46V230ZM54 229V230H53ZM194 229H195V227H194ZM44 230V231H43ZM51 230V231H50ZM63 230V232L62 233H60L61 231ZM192 230V229H191ZM50 231V233H52L53 234V232L55 233V234H51V236H50V234H47L48 232ZM209 231V230H208ZM43 233V235H42V233ZM46 232V233H45ZM71 232V231H70ZM198 231L196 230V233H197ZM67 233V234H68ZM199 233V232H198ZM45 234H46V236H45ZM36 235V236H35ZM49 236V237H48ZM53 236H57V237H53ZM61 236V237H60ZM64 236H66V235H64ZM36 239H35V238ZM52 237H53V239H54V241H57L58 243L56 244V242H54L53 241V239H52ZM63 237V238H62ZM41 238V239H40ZM63 239V241L62 240H60V239ZM51 239V240H50ZM56 239V240H55ZM60 240V241H59ZM62 241V242H61ZM37 242V243H36ZM42 242V243H41ZM46 242H47V244H46ZM49 242V243H48ZM46 244V245H45ZM7 245V246H6ZM38 245V246H37ZM51 245V246H50ZM56 245H58V246H56ZM5 246V247H4ZM39 247H41V248H39ZM56 247H58L57 248V250L58 249H60L61 251H57V252H60L59 254L58 253H55V251H56ZM7 248V249H6ZM42 250V251H40V250ZM49 249V250H48ZM4 250H5V252H4ZM38 251V253L36 252V251ZM51 250V251H50ZM36 253H35V252ZM40 251V252H39ZM47 251V252H46ZM7 252V253H6ZM49 252V253H48ZM5 253V254H4ZM48 253V254H47ZM212 253H214V252H212ZM39 254V255H38ZM42 254V255H41ZM44 254V255H43ZM57 254V255H56ZM240 254V253H239ZM208 255V254H207ZM4 256H6L5 258H4ZM46 257V258H44V257ZM50 256V257H49ZM58 256V257H57ZM209 256L210 257H212V258H208V259H212L213 261H211V262H207V263H210V264H213L212 262H214V264H220V261H218V263H217V261L216 260H224L225 261V257L224 258H222L221 256H219V257H217V255L215 256L214 254L211 256L210 254H209ZM208 256V257H209ZM238 256V254H236V257H235V255L233 256L232 255V258H234L235 260H237L239 263L241 262V263H245V261H244V257H243V259L241 260L240 258L242 257V255H239L238 257H239V259L241 260V261H239L238 259H236V258H238L237 257ZM66 257L67 258H69L68 257V255H66ZM228 257V256H227ZM43 258V259H42ZM60 260V263H59V260ZM216 258V259H215ZM218 258V259H217ZM230 257H228L227 259L228 260H231V259H229ZM42 259V260H41ZM56 259H57V261H56ZM68 261H69V259H67ZM66 260V263L65 264H68V261ZM215 260V261H214ZM38 261V262H37ZM46 261H47V263H46ZM56 261V262H55ZM210 261V260H209ZM42 262H44V263H42ZM71 262V261H70ZM223 262V261H222ZM221 262V263H222ZM206 263V262H205ZM243 263V264H244ZM201 264V263H200ZM203 264V263H202ZM222 264H232L231 263V261H228V263H226V262H224V263H222ZM236 264H238V263H236ZM246 264V263H245Z\"/></svg>",
  "mask_w": 264,
  "mask_h": 264
}]
</instances>
